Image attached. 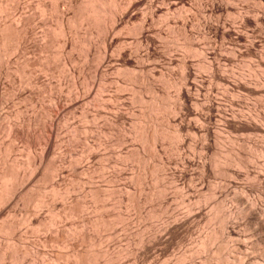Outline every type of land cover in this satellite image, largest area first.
Masks as SVG:
<instances>
[{
    "label": "rangeland",
    "instance_id": "374dc122",
    "mask_svg": "<svg viewBox=\"0 0 264 264\" xmlns=\"http://www.w3.org/2000/svg\"><path fill=\"white\" fill-rule=\"evenodd\" d=\"M23 1V2H22ZM40 1V2H39ZM52 1V2H51ZM70 2V0H0V35H1V37L3 38L4 36L2 35L3 33H5L6 31L8 32V36L9 35H11V36H9V38H3V39H1L0 38V44L2 45H0V169H1V166H2V164L4 163V162H6V161H8V164L10 163L11 165H14V167H16V170H17V172L19 171V172H23V173H25V171L26 172H29L30 171V167H29V165L31 164V162H32V160H34V159H38L39 158V156H40V153L42 152V149L45 147V141L46 140H43V139H46V132L44 131V126H45V124H47V123H49V121H50V119L52 120H55V121H53L54 122V134H52V136H51V138H50V142H49V152H48V157H50V158H46V159H48L46 162L48 163L49 161H51V162H49L48 164L46 163V165L48 166V167H50V172L53 170L52 168H56V167H58V168H62V170H64V175L62 174V177H61V179L63 180V183L65 184V185H71V188H72V185H74L73 186V188L75 189V191L74 192H71L70 191V194L68 193V195L71 197V195H73L72 196V200H74V201H78V203H77V205H82L81 203H83L84 205H83V207L84 206H86V207H84V209L81 207H79L78 206V208H80V209H82L83 211H81V213L79 212V215L78 214H76V216L78 217H76L75 215H73V216H71V215H68L67 217H66V215H65V217L66 218H68V219H66L65 217H64V215L62 214V212H63V210L65 209V207L67 206V204H69L71 201L69 200V198H68V196L66 195H64V196H62V198L60 199V197L59 198H57L56 199V211H58L57 213H60V216H61V214L63 215V216H55L54 218H55V221L53 222V220H54V218L52 217V215L53 214H51V213H49V211H50V207L49 206H47L48 204H44V205H39V209H37V207H33L34 209H36V211L34 210V211H32V212H26V210H25V207L23 208V206H25V202H23V201H17V203L15 202H12L11 204H10V206L9 207H12L11 205L12 204H16L15 205V207H13V208H9V210L10 209H12V211H13V209H14V211L12 212L11 211V213H9V214H7V216L5 217V216H3L4 218H2V217H0V221L2 222H0L1 224H3L4 222H8V221H13V222H15V220H16V222H18V221H21V222H19L18 223V225L16 226V228H15V230H16V235L15 234H13V235H5V233L3 234V233H1L2 231L0 230V246L2 247L3 245H4V248L7 250L8 248H9V246H10V248H9V251L7 250V256H6V258H4L5 260H1V258H0V264H31V262H33L34 264L35 263H37V264H48V263H45V262H48V261H46V260H50L51 259V262H53V258H51V257H53L52 255H53V253H54V255L56 254L57 255V253H58V255L59 256H65L64 257V259H66L68 256V258H71V252L73 251V249H74V247H73V245L72 244H74V246L76 247L77 246V249H84V248H86L85 247V245L88 243H84V241H82L81 240V235L82 234H84L85 232H87L88 230H89V233L90 234H92L93 236L92 237H94V239L93 240H95L96 242H97V244L95 243L92 247L93 248H91L93 251H95V253L97 254L99 251L98 250H103V251H105L107 248L111 251L112 249H113V251L112 252H118V251H120L119 253L121 254V253H123V254H121L122 256H123V260H125V255L127 254V252H126V250L128 251V249L127 248H129V250L132 248L133 249V247L134 248H137L139 245L137 244V242H136V239L139 237L138 236V234L139 235H141V234H146L145 232H147V229H146V227L148 228V230H149V228L150 227H152V224H153V226L155 227L156 226V228L157 229H159V227L161 228L162 227V225H164V222L165 221H168V218H166V216L164 217V216H159V218H158V216H156L158 219L156 220V218L154 219V217H155V215H154V217H150V216H153V214L151 213V212H149V211H151L150 209H149V207H148V205L150 206V203L148 204V202H145V207H148V208H146V209H144L145 207L143 206L144 205V202L143 203H141V204H139V205H137V206H140V207H142V208H140L139 209V207H137V208H135V206H132V207H130L131 206V204L129 205V202H126V201H123V203L121 204V202L118 200V199H116V198H113V197H109V198H113V199H109V198H107L106 196H105V200H103V202H102V199L100 200L102 203L101 204H103V207L102 208H104V209H102V208H96L95 209V207L94 206H96L97 205V203H96V201H92L91 202V199L90 198H88L87 196H86V190H84L85 188V183H83V182H85V179L87 178V170H89L91 173V175L93 176L92 177V182L93 183H96V184H94V185H100V186H98L99 187V189H100V187H101V191L102 190H105L104 192H106L107 193V191H109V190H111L112 189V187H110V186H113V185H115V186H117V187H115V189L117 188V189H120V190H115V189H113L114 190V192L115 191H117V192H119L121 195H123V196H126V197H129V194H130V196H134V195H136L137 193H138V190L140 191V189L139 188H141V187H143L142 188V190L140 191V193L142 194H140V193H138V196H140L139 198H141V197H143V194L145 195L146 194V192H148L147 191V188L146 187H144V186H141V185H139L138 184V190L137 189H129L128 187H126L128 184L127 183H130V184H132L133 185V187L135 188V187H137V183H136V185L134 186V184H135V181H133L132 182V180H133V177L135 176H137V174H135V173H137L138 172V175H139V172L141 171V173H140V175H142V174H144V175H146V174H149L148 173V171H147V169L145 170L144 169V167L145 166H148V164H147V162L149 163V162H151V163H149V164H151V165H153V163L156 161V163H154V164H157L158 162V159L159 158H157V157H155L157 160H155L154 159V157L151 155L152 153H149L148 152V149L147 148H145L144 146L142 147V148H144V149H139L140 147H138L140 144H141V142H140V140L138 139V138H135L137 135H134V133H135V127H134V125L137 123V121H139V122H141L140 121V119L142 118L143 119V112H145V108L147 107V102H141L140 100H138L137 98H138V96L139 97H142L143 98V100H145V101H147V98L150 96L149 94V92H148V90H147V83H149V82H147V78H148V75H149V80L148 81H150L151 79H150V73L149 72H147L145 69H141V67H137L136 66V64L137 65H140V64H138V63H147V64H149V63H151V60H146L145 58H143V59H141V60H138V61H141V62H138L136 59V61H137V63H135L136 61L134 60V58H132L134 61L131 63V64H129L128 66H129V68H128V66L127 67H125V68H120L119 70L118 69H116V67H118L119 68V66L117 65H115L113 62L115 61V63H117V54H115L114 55V53H116L115 51H117V53L118 52H121V51H123V50H121V49H124L123 47H128V46H130V49H131V47L133 46V45H135V46H133V47H138V45L137 44H135V41H136V43H137V38H136V36L137 35H135V33L132 35V33H133V31H132V29H133V27L135 26H138L140 23H141V20L140 19H142L141 17H143V16H147L148 15V13H149V15L147 16L148 17V22H147V24H146V28L147 29H149V30H151V31H149L148 32V35H149V33H155L156 31H157V28H158V31L155 33L156 34V36H157V39H156V36L154 37V35H150L152 38H154V40H155V46L154 47H156L157 49H159V46H161L160 48L162 49L164 46H172V43L175 45V42L178 40H180V38L182 37V33H181V21L182 20H187V19H189V21L187 20V22H186V25H187V27H185L186 28V30L187 31H185L186 33L188 32L189 34H193L192 35V37L194 38L193 39V41L195 40H197L199 43H197L198 45L200 44L201 45V47H206V48H208V46H210V45H208L207 46V41H210V34H211V36H212V32L211 31H209V28H208V23L210 22L209 20H211L210 19V17L208 16V10H205V9H203L204 8V6H205V8H207L208 9V7L206 6V4H204L205 2L204 1H201V3H202V5H201V3L199 2V1H197V0H186V4H185V7H188V8H186V10H185V7H184V10H183V12L185 13H182V9H183V7H182V9L181 8H178V9H180L179 11H180V13H179V11H178V9H177V11H178V15L176 14V8L174 9V8H172V10L170 9V10H166L167 8H166V6H165V8H164V3H161V0H158V1H160L159 3H158V1L157 0H149V2H148V0L146 1V0H143V2L141 3V4H139L140 5V7H138L139 5H137V6H135V7H132L131 5H130V7L126 4V3H128L129 4V2L130 1H132V0H117V2L115 3V5L116 4H119L116 8H114V9H117V11L115 10V12L118 14L119 12H121L123 9V11H125V5L126 6H128V8H130V12H133L134 14H136V16H138L139 18L136 20V19H133V18H130L129 20H131V21H129L128 20V18L129 17H126V18H124V21H123V23L120 25V26H116V28H114V29H112V31L114 32V34L112 33V31H109V32H107L106 31V29L108 30V28L107 27H110V23L111 22H109L110 20L109 19H107V17H109L108 16V14H104L105 16H106V19H104L103 17H101V19L103 18L104 19V21H106V25H107V27L105 28V30L103 29V27H105V22H103V19L101 20L100 19V17H98L97 19H95L96 18V16L94 17L93 15L92 16H89V14L91 15V10L89 9V8H92V4H91V7H90V2H89V0H72L73 1V3H72V5H70V6H72V7H69V2ZM80 1H81V3H80ZM97 1L99 2V3H97ZM101 1V2H100ZM111 3H110V2ZM134 1V0H133ZM132 1V2H133ZM187 1H188V3H187ZM196 1V2H195ZM229 1V3H230V5H232V6H234L235 5V7H233L234 9H236V11L238 12V13H241L240 11H242L243 12V14H246V16H247V14L248 15H250L251 14V16H249V17H252L253 16V14H260V16H262L263 15V11H264V4L262 5L260 2H259V0H235V1H237V2H235L234 0V2H231L232 0H228ZM244 1V2H243ZM21 4H20V3ZM67 2V3H66ZM88 2V3H87ZM113 2L114 1H112V0H96L95 1V6L96 5H98V6H96V7H99V8H101V7H103V8H107V10L108 9H110V8H113V6H115L114 4H113ZM121 2V3H120ZM132 2H130V3H132ZM146 2V3H145ZM238 2H239V4H238ZM256 2V3H255ZM64 3V4H63ZM76 3V4H75ZM144 3V4H143ZM152 4V5H150V6H153L154 7V9H156L155 7L156 6H158L159 5V7H157L158 9V11L154 14V17H153V15L151 14V12H149L148 10H153L152 8L153 7H151L150 9H147L146 10V7H147V5L148 4ZM200 3V4H199ZM246 3V4H245ZM19 4H20V6H19ZM83 4V5H82ZM101 4V5H100ZM103 4V5H102ZM112 4V5H111ZM162 4H164L163 6H161ZM190 4V5H189ZM255 4V5H254ZM57 5V6H56ZM79 5V6H78ZM82 5V6H81ZM122 5H124V6H122ZM146 7H145V6ZM201 7H200V6ZM48 6V7H47ZM67 6V7H66ZM74 6H75V8H74ZM77 6V7H76ZM86 6H88V12H89V10H90V13L89 14H87V16H86V14H85V12L87 11V8H86ZM112 6V7H111ZM122 6V7H121ZM149 6V5H148ZM149 6V7H150ZM191 6V7H190ZM197 6V7H196ZM46 7V8H45ZM56 9H55V8ZM69 7V8H68ZM79 7H82V8H79ZM123 7H125V8H123ZM148 7V8H149ZM239 7H241V9L239 8ZM247 7H249V8H247ZM68 8V9H67ZM103 8H101V9H103ZM127 8V9H128ZM137 8H139L138 10H137ZM196 8V9H195ZM200 8V9H199ZM259 9L258 11L259 12H257V9ZM46 9V10H45ZM62 9V10H61ZM66 9V10H65ZM76 9V10H75ZM82 9H84V10H86L85 12H84V10H82ZM173 9H174V11H176L175 12V15L173 14ZM198 9V10H197ZM204 11H203V10ZM244 9L246 10V11H244ZM248 9V10H247ZM253 10V11H249V10ZM41 10V11H40ZM105 10V9H104ZM111 10V9H110ZM240 10V11H239ZM255 10V11H254ZM263 10V11H262ZM63 11V12H62ZM73 11V12H72ZM136 11H138V12H136ZM145 11H147V12H145ZM163 11H167V12H164V14L166 15H164L163 14ZM171 11H172V14H170L171 13ZM66 12V13H65ZM68 12V13H67ZM84 12V13H83ZM108 12H109V10H108ZM115 12H114V14H115ZM136 12V13H135ZM143 12V13H142ZM207 12V13H206ZM236 12V13H237ZM247 12V13H246ZM251 12H253V14L251 13ZM255 12V13H254ZM64 13V14H63ZM75 15H74V14ZM80 13V14H79ZM83 13V14H82ZM145 13V15H141V14H144ZM160 13H161V15L163 16V18H162V16L161 17H159V16H157V15H160ZM168 15H167V14ZM236 13H234V15L232 16L231 15V17L234 19L235 18V20H234V23L233 22H231L230 20H232V18H230V16L228 17V15H226L225 16V14L226 13H223V14H219V15H221V16H223L224 17V19H223V17L221 18L220 16H218V17H220V21H226L225 23L228 25V27L230 26V28H231V31L233 32H236L237 30L240 32V33H243V34H248V33H251L250 32V30L252 29L250 26H245V25H242L240 22V18H239V16L236 14ZM20 14H22V15H25V19H26V27H28L27 28V30H29L28 32H26V34H28V36L26 37V40H27V44L25 43V60L27 61V62H25V61H23L24 60V58L22 59V57H19L20 55H19V53H18V51L16 50V45H15V43L17 44V39L15 40V36H16V31H14V30H16V21L15 20H17L18 19V17L20 16ZM59 14L61 15L62 14V16H59ZM79 14V15H78ZM179 14L181 15V16H179ZM185 16L184 18H186V19H183V15ZM85 15V16H84ZM150 15H152L151 17L153 18V20L151 21V17H149ZM203 15V16H202ZM236 15V16H235ZM180 18H179V17ZM235 16V17H234ZM237 16H238V18H237ZM58 17V18H57ZM69 19H68V18ZM74 17V18H73ZM80 17V18H79ZM83 17L85 18V17H87V19H86V21H84L85 19H83ZM89 17H94V19L95 20H93L92 18H90V20H89ZM159 17V18H158ZM178 17V18H177ZM194 17H196V18H194ZM209 17V20L207 19ZM227 17H228V19H230V20H228L227 19ZM30 18V19H29ZM154 18H155V20H154ZM193 18V19H192ZM226 18V19H225ZM28 19V20H27ZM72 19V20H71ZM92 19V20H91ZM156 19H158V21L156 20ZM160 19V20H159ZM222 19V20H221ZM237 19H239V20H237ZM62 20V21H61ZM82 20L84 21V22H82ZM97 20H101V22L104 24V26H103V24L99 21V23H97L98 21ZM107 20H109L108 22H107ZM181 20V21H180ZM32 21V22H31ZM70 21V22H69ZM87 21H93V22H88L87 23ZM96 22V24H95V22ZM129 21V22H128ZM155 21V22H154ZM180 21V22H179ZM205 21H206V24H205ZM208 21V22H207ZM233 21V20H232ZM59 22V23H58ZM140 22V23H139ZM153 22H154V24H153ZM228 22V23H227ZM233 23L234 25H238L237 26V28H236V26H234V25H232L231 26V23ZM238 23V24H235V23ZM28 23H29V25H28ZM70 23V24H69ZM85 23H87V24H85ZM125 23V24H124ZM127 23V24H126ZM149 23V24H148ZM230 23V24H229ZM241 24V26H240V24ZM12 24V25H11ZM67 24V25H66ZM78 24V25H77ZM93 24V25H92ZM111 24H113V23H111ZM132 24V25H131ZM152 24L154 25V27L152 26ZM157 24V27L155 26ZM15 25V26H14ZM64 25V26H63ZM75 25V26H74ZM87 25H90V26H87ZM92 25V26H91ZM100 25V26H99ZM126 25H128V26H126ZM150 25V26H149ZM206 25V26H205ZM3 28H2V27ZM30 26V27H29ZM62 26V27H61ZM83 26V27H82ZM94 26V27H93ZM153 28H152V27ZM166 26V27H165ZM15 27V28H14ZM112 27V26H111ZM119 27H120V30H117V29H119ZM151 29H150V28ZM177 27V28H176ZM234 27L237 29H235V30H233L234 29ZM3 30H5V31H3ZM11 28V29H10ZM62 28H63V30H62ZM71 28H73V29H71ZM85 28H87V29H85ZM94 28V29H93ZM98 28V29H97ZM122 28V29H121ZM155 28V29H154ZM208 28V29H207ZM229 28V29H230ZM103 29V30H102ZM154 29V30H153ZM68 30V31H67ZM71 30V31H70ZM73 30V31H72ZM85 30H86V32H85ZM96 30H98V31H96ZM116 30V31H115ZM129 30V31H128ZM241 30V31H240ZM243 30V31H242ZM1 31H3V32H1ZM62 31V32H61ZM102 31H104V33L102 32ZM123 31V32H122ZM155 31V32H154ZM159 31H161L162 33H160ZM197 33H196V32ZM200 31V32H199ZM237 31V32H238ZM6 32V33H7ZM12 33V34H9V33ZM14 32V33H13ZM85 32V33H84ZM102 32V33H101ZM107 32V33H106ZM122 32V33H121ZM131 34H130V33ZM248 32V33H247ZM63 33V34H62ZM110 33V34H109ZM120 33V34H119ZM157 33H159V35L161 34V35H163L161 38H159V41L160 40H162V41H160L161 43L162 42H164V40H165V42L164 43H158L159 41H157L158 40V35H157ZM181 33V34H180ZM187 33V34H188ZM61 34V35H60ZM64 34H66V35H64ZM98 34V35H97ZM104 34V35H103ZM106 34H107V36H106ZM116 34V35H115ZM125 34V35H124ZM200 34V35H199ZM7 35V34H6ZM109 35V36H108ZM115 35V37H114V39H116V42H114L113 43V45H112V47H111V49L114 51V53L112 52V50L110 49L109 51H108V56H110V54L109 53H111L112 55L108 58V59H110L109 60V62H108V59L107 60H105V61H100L105 67H107L108 69H106L105 67H104V69H106V78L108 79L106 82H104V80H103V82H102V80H100L101 78H100V76L98 77L97 75H95V66L97 65V56H99V52L102 50V39L101 38H106V37H110V36H114ZM121 35V36H120ZM204 35V36H209L208 38H209V40H206L205 41V38H204V36L202 37V36ZM251 35L253 36H250L249 34H248V36L249 37H247L248 39L249 38H251L252 37V39H253V41L255 42V46H256V49H254V55L253 56H246L245 54H242L241 56L240 55H238V57H237V55L236 56H232V55H228V53H227V51H223L222 53H225V55L227 54L228 56H232V57H235L236 59H233L230 63H227V65H225V69H227L228 68V71L226 70V73L231 77L232 76V78L231 79H234V78H236V80H237V78H238V80H239V78H241L240 79V81H243V83H247V85H253V84H255V85H257V88H259V89H261L260 87H264V62H262V61H264V41H263V39H264V35L263 34H261V33H259V32H254V33H251ZM103 36V37H102ZM106 36V37H105ZM128 36V37H127ZM179 36H180V38H179ZM199 36H201V38H202V41L203 42H205V43H202L201 42V40H199V39H201ZM45 37H46V39H45ZM63 37H65L66 39H65V41H64V38ZM86 37V38H85ZM138 37V36H137ZM206 37V39H208ZM12 38V39H11ZM91 38H93V39H91ZM165 38V39H164ZM167 38V39H166ZM199 38V39H198ZM212 38H213V36H212ZM211 38V39H212ZM5 39V40H4ZM14 39V40H13ZM30 39V40H29ZM43 39V40H42ZM134 39H136L134 42H133V40ZM204 39V40H203ZM219 39H221V38H218L217 40H218V42L216 41V47L219 49V44H220V49H221V47H222V45H224L223 47L224 48H226V47H228L229 45H227L226 43L227 42H224L226 39H221V40H219ZM247 39V40H248ZM251 39V40H252ZM8 40V41H7ZM13 40V41H12ZM250 40V39H249ZM4 43H3V42ZM6 41V42H5ZM31 41V42H30ZM47 41H48V43H47ZM66 42V41H68V42H66L67 43V45L64 43V42ZM120 41V42H119ZM122 41H123V43H122ZM194 41V42H195ZM196 41V42H197ZM219 41H221L220 43H219ZM223 41V42H222ZM226 41H228L229 42V39H227ZM8 42V43H7ZM61 42V43H60ZM88 42V43H87ZM121 44H119V43ZM172 42V43H171ZM40 43V44H39ZM63 43H64V45H63ZM74 43V44H73ZM116 43L119 45V46H122V47H116L117 45H116ZM170 43H171V45H170ZM221 43H223V44H221ZM240 43H242L241 45H240ZM243 43H247L245 40L244 41H241V42H239V45L240 46H242L243 45ZM3 44H4V47H3ZM101 44V45H100ZM123 44V45H122ZM128 44V45H127ZM158 44H160L159 46H157ZM163 44H164V46H163ZM204 44H206V46L204 45ZM217 44H218V46H217ZM7 45H9V46H7ZM28 45V46H27ZM66 45V46H65ZM90 45V46H89ZM116 45V46H115ZM204 45V46H203ZM85 46V47H84ZM93 46V47H92ZM140 46V45H139ZM62 47V48H61ZM90 47V48H89ZM132 47V49L131 50H133L134 48ZM222 47V48H223ZM83 48V49H82ZM85 48V49H84ZM118 50H117V49ZM155 48V49H156ZM165 48V47H164ZM5 49V50H4ZM90 49V50H89ZM98 49H100L99 51H98ZM128 49H129V47H128ZM127 49V50H128ZM174 49V50H173ZM176 49V50H175ZM242 49H244V47H241V50ZM3 50V51H2ZM15 50V51H14ZM86 50V51H85ZM121 50V51H120ZM124 50H126V49H124ZM135 50V49H134ZM138 50V51H137ZM172 55H174L175 54V52H176V54L173 56V58H180L181 57V55H184V53L182 52L183 50L180 48V47H178V46H172ZM223 50V49H222ZM16 51H17V53L18 54H16ZM136 51L137 52H141L140 53V56L143 54V56L142 57H145V54L144 53H146L145 52V47H144V45H142V47L140 46L138 49H136ZM157 52H160V51H158V50H156ZM175 51V52H174ZM257 53H256V52ZM2 52V53H1ZM8 52V53H7ZM14 52V53H13ZM85 52L86 53H88V54H85ZM96 52V53H95ZM82 53V54H81ZM183 53V54H182ZM255 53H256V55H255ZM88 57H87V56ZM115 56L114 57V59H113V57L112 56ZM176 55H179V56H176ZM193 54H191V55H189L188 56V61H189V63H193L194 65L191 67L192 68V70L193 71H195V73L196 72H198V73H196L197 75H198V79H199V81L197 82L198 83V85H199V83L202 81V83H200V85H201V88H202V90L199 92V94H200V96H199V98H204V95L206 94V93H204L205 91H207L208 89L206 88V86H208V88H211L212 86H215V87H217L218 85V87H220V88H216V89H218L217 90V92L218 91H220V92H218V95L217 96H221L222 97V94L223 93H226V91H225V87H223V89H222V86L223 85H221V84H218L217 85V83H214V82H208V80H209V73L208 72H206L207 70L205 69V68H203V67H201V64H202V60H201V62H200V59H202V57L200 58L199 56H195V55H193ZM258 55V56H257ZM2 56V57H1ZM68 56V57H67ZM176 56V57H175ZM260 56V57H259ZM82 57V58H81ZM240 57V58H239ZM20 58V59H19ZM176 58V59H177ZM238 58V59H237ZM16 59V60H15ZM76 59V60H75ZM41 60V61H40ZM69 60V61H68ZM143 60V61H142ZM146 60V61H145ZM235 60H237V61H235ZM21 61H23L24 63H25V65H24V63L22 62L21 63ZM113 61V62H112ZM233 61H235V63L233 62ZM43 62V63H42ZM67 62V63H66ZM105 62V63H104ZM161 61H159V62H157V63H160ZM3 63V64H2ZM101 63H99V65L102 67L103 65H101ZM110 63V64H109ZM119 63V62H118ZM198 63H200V65L198 64ZM232 63V64H231ZM234 63V64H233ZM262 63H263V65H262ZM110 65V66H108V65ZM111 64H113V65H111ZM174 64V65H173ZM80 65V66H79ZM107 65V66H106ZM160 65H161V63H160ZM162 65H164V64H162ZM171 65V67L170 68H168V70L169 69H171L170 71H171V76L173 75L172 73H174V76H172L173 78H172V80L174 81V83L175 82H177L178 83V77H179V79H180V75L178 74L179 73V71H180V69H179V67H178V65L176 64V63H172V64H170ZM169 65V66H170ZM228 65H229V67H228ZM231 65V66H230ZM19 66V67H18ZM73 66V67H72ZM112 66H113V68H112ZM116 66V67H115ZM165 66V65H164ZM190 66H191V64H190ZM200 66V67H199ZM227 66V67H226ZM236 67V68H235ZM256 67V68H255ZM3 68V69H2ZM131 68V69H130ZM157 68H159V67H157ZM156 68V69H157ZM178 68V69H177ZM234 68V69H233ZM38 69V70H37ZM90 69V70H89ZM103 69V68H102ZM113 69V70H112ZM195 69V70H194ZM199 70V71H197V70ZM238 69V70H237ZM22 70V71H21ZM123 70V71H122ZM145 70V71H144ZM148 70V69H147ZM158 70V69H157ZM177 70V71H176ZM203 70V71H202ZM234 72H233V71ZM14 71V72H13ZM129 71V72H128ZM143 71V72H142ZM170 71H168V72H170ZM221 72H222V70H220ZM230 71H231V74H230ZM52 72V73H51ZM133 72V73H132ZM200 72H201V74H200ZM263 72V73H262ZM17 73V74H16ZM131 73V74H130ZM248 73V74H247ZM13 74V75H12ZM32 74V75H31ZM146 74H148V75H146ZM259 74V75H258ZM23 75V76H22ZM134 75V76H133ZM146 75V76H145ZM208 75V76H207ZM234 75V76H233ZM110 76V77H109ZM118 76V77H117ZM178 76V77H177ZM201 76V77H200ZM240 76V77H239ZM113 77V78H112ZM147 77V78H146ZM202 77H206L205 79H206V81L204 80V78H202ZM209 77V78H208ZM253 77V78H252ZM38 78V79H37ZM130 78V79H129ZM36 79V80H35ZM94 79H95V82H94ZM157 79H158V75H156L155 76V80H156V82L157 83H159V81H157ZM254 79V80H253ZM261 79V80H260ZM30 80H32V81H30ZM133 80V81H132ZM201 80V81H200ZM248 80V81H247ZM119 81V82H118ZM135 81V82H134ZM204 81V82H203ZM244 81H246V82H244ZM23 82V83H22ZM34 82V83H33ZM37 82V83H36ZM50 82V83H49ZM76 82V83H75ZM84 82V83H83ZM208 82V83H207ZM249 82H253L252 84L251 83H249ZM28 83H29V85H28ZM88 83V84H87ZM154 83H155V81H154ZM162 82H160V84H161ZM177 83H176V85H177ZM210 83H213V84H211L210 86H209V84ZM20 84V85H19ZM47 84V85H46ZM147 84V85H146ZM81 85V86H80ZM93 85V86H92ZM119 85V86H118ZM123 85V86H122ZM155 85H156V83H155ZM180 84L178 83V85L177 86H179ZM203 85H206V86H203ZM217 85V86H216ZM255 85H253V86H255ZM261 85V86H260ZM4 86V87H3ZM84 86V87H83ZM130 86V87H129ZM177 86H173V85H171V86H169V88L168 87H164V89H168L167 91H166V93H168V98H169V100H171L170 101V105H171V102H173L172 103V105L173 104H177V102H178V97H177V92H178V87ZM260 86V87H259ZM55 87V88H54ZM157 87H159V88H162L163 89V84H162V87H161V85L159 86V84L157 85ZM175 87V88H174ZM10 88V89H9ZM85 88H86V90H85ZM102 88V89H101ZM144 88V89H143ZM54 89V90H53ZM57 89V90H56ZM60 89V90H59ZM122 89V90H121ZM264 89V88H263ZM263 89H261L260 91H261V93H264V90ZM25 90V91H24ZM30 90V91H29ZM85 91L86 92H88V94L87 93H85ZM55 92V93H54ZM132 92V93H131ZM223 92V93H222ZM83 93V94H82ZM84 93L86 94V95H84ZM137 93V94H136ZM141 93V94H140ZM204 93V94H203ZM219 93H221V94H219ZM242 94H240V98H239V94H236L235 96L234 95H231V94H228V93H226V94H224L225 96L227 95V96H229L228 98H232V99H234L235 100V98H236V102H235V107H236V109H235V107L234 106H232L233 107V109H226V110H229V111H226V110H224V112H225V115L227 116V117H230L231 115L230 114H233L234 112H232L233 110H235V113H237V111L238 112H241V113H238V114H240L242 117L241 118H245V119H247V120H250L251 119V116H252V119L250 120V121H253V119H254V121H256V123L258 122L259 123V125H261V123L258 121V120H260V119H262L263 117H264V96H262V94H260V96H259V94H256V95H251V94H249V95H251V96H249L248 94H243V92H241ZM111 94L112 95H115V94H119V98H121L120 100H116V104L115 105H119V104H117V101H119L120 103H123V105H119V108H118V111L121 109L120 108V106H122L123 108L121 109V110H123L122 112H124V111H128V116H131V117H129L130 118V121L129 120H126V123L124 124V127L123 126H120V125H118V126H120V127H117L116 126V128L115 127H113L112 125L113 124H108L107 123V125H106V123H105V120H104V116H106V115H101V116H103L102 118H101V116L98 114V111L99 110H101L102 109V103H103V101L104 102H106V103H113V105H114V103H115V101H113V98L111 99L110 98V96H111ZM80 95V96H79ZM245 95H248V96H245ZM79 96V97H78ZM231 96V97H230ZM234 96V97H233ZM253 96V97H252ZM256 96V97H255ZM259 96V97H258ZM247 97V98H246ZM51 98V99H50ZM99 99V100H98ZM100 99H103V100H100ZM108 99V100H107ZM132 99V100H131ZM91 100V101H90ZM111 100V101H110ZM125 100V101H124ZM130 100V101H129ZM238 100H240V103H237V101ZM58 101V102H57ZM242 101V102H241ZM247 101V102H246ZM87 102V103H86ZM95 102V103H94ZM118 102V103H119ZM94 103V104H93ZM55 104H57V105H55ZM125 104H127V105H125ZM136 104V105H135ZM145 104V105H144ZM88 105V106H87ZM171 105V106H172ZM240 105H242L241 107H240ZM55 106V107H54ZM101 106V107H100ZM128 106V107H127ZM52 107V108H51ZM58 108V110H57V108ZM88 107H90V108H88ZM126 109H125V108ZM226 107V106H225ZM225 107H223V108H225ZM230 108L231 106H227L226 108ZM231 107V108H232ZM240 108V109H239ZM54 109V110H53ZM241 109H243L244 111H243V113H242V110ZM52 110V111H51ZM109 110V109H108ZM107 110V111H108ZM121 110H120V112H121ZM58 111H59V113H58ZM110 111H112V110H110ZM110 111H108V112H110ZM130 111V112H129ZM45 112V113H44ZM51 112V113H50ZM88 112V113H87ZM121 112V113H122ZM124 113L125 115L127 114V113ZM227 112H232V113H227ZM246 112V113H245ZM97 113V114H96ZM112 113V112H111ZM255 113V114H254ZM51 114H53L52 115V117H54V118H52L51 117ZM59 114V115H58ZM243 114V115H242ZM245 114V115H244ZM246 114H248L247 115V117H246ZM18 115V116H17ZM21 115V116H20ZM58 115V116H57ZM63 115V116H62ZM85 115V116H84ZM96 115H99V116H96ZM108 115H110V113H108ZM140 115H142V116H140ZM170 115H172V114H170ZM249 115H250V117H249ZM258 115V116H257ZM15 116V117H14ZM45 116V117H44ZM111 116V115H110ZM109 116V117H110ZM127 116V115H126ZM257 116V117H256ZM37 117V118H36ZM108 116H106V121L107 120H109L108 118H109ZM137 119H136V118ZM139 117V118H138ZM259 117H261V118H259ZM131 118H132V120H131ZM190 118H192V117H190ZM9 119V120H8ZM16 119V120H15ZM87 119V120H86ZM100 119V120H99ZM134 119V120H133ZM139 119V120H138ZM141 119V120H142ZM264 119V118H263ZM261 120L262 121V127H263V123H264V120ZM83 120V121H82ZM135 120H137V121H135ZM190 119L188 118L187 119V121L188 122H190V123H192L193 125H195L196 123H194V119L192 118L190 121H189ZM15 121V122H14ZM20 121V122H19ZM47 123H46V122ZM56 121H57V123H56ZM85 121V122H84ZM135 121V122H134ZM253 121V122H254ZM108 122V121H107ZM144 121L142 120V123H143ZM196 122V121H195ZM13 123V124H12ZM109 123H111L110 121H109ZM145 123V122H144ZM143 123V124H144ZM15 124V125H14ZM57 124V125H56ZM84 124H85V126H84ZM122 124V125H123ZM34 125V126H33ZM44 125V126H43ZM109 125H111V126H109ZM144 125H146V124H144ZM173 125V124H172ZM71 128H70V127ZM147 126V125H146ZM15 127H17V128H15L17 131H19V136H18V134L16 135V133H15V130H14V128ZM106 127V128H105ZM121 127H123V128H121ZM172 127H174V125L172 126ZM5 128V129H4ZM95 128H96V130H95ZM117 128L119 129H122V130H120V132H122L121 134H122V136L124 135V132H125V135H127V136H125V137H128V140H127V143L125 142V141H121V142H125L124 144L123 143H119L118 141H119V138L121 137V135L120 134H118V133H120V132H117L116 130H117ZM264 128V127H263ZM13 129V130H12ZM41 129V130H40ZM59 129H61V130H59ZM76 129V130H75ZM112 129V130H111ZM174 129V128H173ZM9 130V131H8ZM24 130V131H23ZM84 130H85V132H84ZM128 130H130V131H128ZM11 131H13V132H11ZM70 131V132H69ZM100 131V132H99ZM119 131V130H118ZM124 131V132H123ZM41 132H42V134H41ZM14 133V134H13ZM56 133V134H55ZM69 133V134H68ZM130 133V134H129ZM192 133V132H191ZM190 133V134H191ZM39 134V135H38ZM118 134V135H117ZM136 134V133H135ZM187 135H185V138L187 139V138H189V139H187V141L189 140V143H187V141H186V143H185V148H184V150L186 149V148H188V146H190L191 144V147H189V153H187L188 151H187V149L185 150L186 151V153L187 154H189V155H191L192 156V158L196 161H199L200 160V162L201 161H203V160H209V157H210V154L208 155V153H206V157L207 158H203V155L205 156V151L204 150H200L199 149V146H200V148H201V145H202V143L203 142H201L200 140L202 139V138H200V135L198 134H196V133H194L193 132V134H191V135H189V132L188 133H186ZM196 134V135H195ZM224 134V133H223ZM30 135V136H29ZM116 135H117V137H116ZM120 135V137H118ZM225 136L227 135V134H224ZM230 134H228L226 137H228L226 140H227V142L230 140L229 138L231 137H233L234 138V140H233V138L231 139V141L233 140V141H236L237 142V140L240 142H242L241 143V150L243 151L244 149V151L246 152L247 151V155H248V157H249V154L248 153H250V154H254V156L253 157H255V155L258 153H260L261 154V157L260 156H258V154H257V156L259 157H257V158H251V156L249 157L250 159H248L249 161V171L250 172H257V173H261V174H263L264 175V152L262 153V152H259L258 150H260V149H264V138H263V134L261 135V134H255V135H257L256 137L258 138H256V137H254L255 135H250V134H244V133H242V134H240V133H232V135H230ZM238 135V136H237ZM261 137V138H259V136ZM15 136V137H14ZM18 136V137H17ZM130 136V137H129ZM134 136V137H133ZM23 137V138H22ZM39 137V138H38ZM237 137V138H236ZM239 137V138H238ZM28 138V139H27ZM132 138V139H131ZM133 138H135V139H133ZM198 138V139H197ZM27 139V140H26ZM33 139V140H32ZM40 139V140H39ZM116 139V140H115ZM138 139V140H137ZM240 139V140H239ZM14 140V141H13ZM30 140V141H29ZM64 140V141H63ZM118 140V141H117ZM137 140V141H136ZM226 140H224L223 142L225 143H223L225 146H227V142H226ZM130 141V142H129ZM162 141H164L163 139H162ZM191 141V142H190ZM202 141H203V139H202ZM228 142V143H230V145H232V143H236V142ZM27 142H29V143H27ZM72 142V143H71ZM116 142V143H115ZM201 142V143H200ZM253 142H255V145H254V143ZM258 142H260V145H259V143ZM98 143V144H97ZM131 143H133V145L131 144ZM164 143V142H163ZM166 144L163 146V147H161L162 149H163V151H165V153H167L168 155H167V157H169L170 159H173V157L175 158V157H177V152H176V150H175V143H176V141H175V143L173 142L172 143V141H169V143H168V141L167 142H165ZM172 145H171V144ZM191 143V144H190ZM199 143V145H197ZM258 143V144H257ZM25 144V145H24ZM33 144V145H32ZM66 144V145H65ZM168 144V145H167ZM190 144V145H189ZM237 144V143H236ZM235 144V146H238V145H236ZM252 144V145H251ZM11 145H12V147L13 148H11ZM70 145V146H69ZM79 145V146H78ZM87 145V146H86ZM120 145V146H119ZM142 145V144H141ZM187 145V146H186ZM195 145H197L196 147H195ZM223 145V146H224ZM229 145V144H228ZM260 146V149H257V147L255 148V147H253V146ZM7 146V147H6ZM24 146V147H23ZM26 146V147H25ZM44 146V147H43ZM51 146V147H50ZM86 146V147H85ZM168 147L167 149H165L166 147ZM174 146V147H173ZM221 146V145H220ZM223 146H221V147H223ZM225 146H224V148H225ZM244 146V147H243ZM259 146H258V148H259ZM134 147H137L139 150H141V151H143L144 150V153L147 155V153H148V155L147 156H149L148 158L149 159H152V161H150L147 157L145 158V162L143 163V162H141L140 161V164H144L145 166L143 167V165H141V168H142V170H141V168H140V164H138L139 163V160L138 159H136V161H138V163L136 162V161H134V159H133V157H132V159H130L131 157V153H133L134 152V150L133 149H135ZM172 147V149L173 150H171L170 148ZM253 147V148H252ZM5 148H6V150H5ZM11 148V150H9ZM42 148V149H41ZM83 148V149H82ZM128 148V149H127ZM244 148V149H243ZM78 149V150H77ZM147 149V150H146ZM168 149H170L171 150V152H170V150H169V152L167 151ZM190 149H191V151L193 152V151H195V154H194V152L193 153H191V151H190ZM194 149V150H193ZM254 149H256V150H254ZM5 150V151H4ZM58 150V151H57ZM63 150V151H62ZM132 150H133V152H132ZM145 150H146V152H145ZM175 150V151H174ZM22 151V152H21ZM41 151V152H40ZM74 151V152H73ZM199 151H200V155L198 154L199 153ZM202 151H204V152H202ZM256 151V153H254ZM7 152V153H6ZM68 152V153H67ZM89 154H88V153ZM130 153L129 155L127 154V153ZM2 153V154H1ZM16 153V154H15ZM136 153V152H135ZM172 154L171 156H173L174 154V156L173 157H170V154ZM25 154V155H24ZM28 154V155H27ZM36 154V155H35ZM86 154V155H85ZM118 154V155H117ZM142 154V153H141ZM151 155V157H150V155ZM194 154V155H193ZM259 154V155H260ZM65 155V156H64ZM126 155V156H125ZM128 155V156H127ZM198 155V156H197ZM225 155V154H224ZM2 156V157H1ZM33 156H34V158H33ZM109 156V157H108ZM142 156H143V154H142ZM197 156V157H196ZM6 157V158H5ZM129 157V158H128ZM198 157H200V159L198 160ZM31 158H33V159H31ZM57 158V159H56ZM83 158V159H82ZM107 158V159H106ZM127 158V159H126ZM196 158V159H195ZM262 158H263V160H262ZM100 159V160H99ZM148 159V160H147ZM255 160V161H252V160ZM256 159H258V161L260 160V162L258 163V161L256 160ZM4 160V161H3ZM6 160V161H5ZM13 160V161H12ZM21 160V161H20ZM97 160V161H96ZM125 160V161H124ZM28 161V162H27ZM55 161H56V163H55ZM60 161H62V162H60ZM154 161V162H153ZM196 161V162H197ZM252 162V164L255 166V169H256V167H257V163H258V167H257V171L255 170V169H253L254 167H251V162ZM18 162V163H17ZM70 162V163H69ZM135 162V163H134ZM153 162V163H152ZM256 164H254V163ZM263 162V163H262ZM7 163V162H6ZM30 163V164H29ZM52 163H55V164H53L52 165ZM122 165H121V164ZM133 163V164H132ZM146 163V164H145ZM261 163V164H260ZM21 164V165H20ZM67 164V165H66ZM76 164V165H75ZM138 164V165H137ZM260 164V165H259ZM26 165H28V166H26ZM46 165H44L45 167V170H44V172L46 173V171L47 172H49L48 170H46V168H47V166ZM50 165V166H49ZM58 165V166H57ZM69 165V166H68ZM252 165V166H253ZM18 166V167H17ZM23 167V168H21L20 169V167ZM97 166V167H96ZM130 166V167H129ZM172 167H173V165H171ZM260 166H262V167H260ZM27 167L29 168V169H27ZM52 167V168H51ZM70 169H69V168ZM107 167V168H106ZM26 168V169H25ZM57 168V169H58ZM75 168V169H74ZM115 168H117V172H120V173H118L119 174V179L116 177V179H118L117 180V182L119 183V181L120 182H122V183H119L120 185H123V184H125V185H123L124 187L122 188V186H120V185H118V183H117V185L116 184H114V182L116 181V179H114V181L113 180H111V179H109V180H106L107 179V177L109 176H111L113 173L114 174H117V172H116V169ZM260 168V169H259ZM261 168H263V171H262V169ZM24 169V170H23ZM68 169L70 170V172L68 171ZM84 169H86L85 171H84ZM113 169H115V170H113ZM120 169V171H118ZM127 169V170H126ZM134 169V170H133ZM138 169H140V170H138ZM189 169V168H188ZM198 169V168H197ZM196 168H193V167H191L190 168V170L191 171H193V170H197ZM253 169V170H252ZM28 170V171H27ZM124 172H123V171ZM136 170H138V171H136ZM242 170H244V169H242ZM252 170V171H251ZM76 171V172H75ZM113 171V172H112ZM116 173H115V172ZM195 171H193L194 173H195ZM259 171V172H258ZM48 173V175L50 174L51 176H50V178L51 177H54L55 175L54 174H56V173H54V170L52 171L53 172V175H52V173ZM144 172V173H143ZM145 172H146V174H145ZM197 173L193 176V182L191 183V184H195L196 185V189H198V190H200L201 189V191L203 192V194H202V192H198L199 193V195H198V193L196 192V190H195V193H197L196 195L197 196H201L200 198V200H199V202H196L195 204H196V206L195 207H201V209H203L202 211H203V213L205 214V215H208V214H210V212H208L206 209H208L209 207V211L211 210V207H212V204L210 203L209 204V200H210V202H212V197L209 195V193L211 194V192L210 191H212L213 190V188L215 189L216 187L217 188H219L220 190H221V188L223 187L224 188V186L227 184V182H228V180H232V179H230V178H233V181H235L234 180V178L235 177H230V176H227V180L225 179V177L226 176H222V175H218V177H216V173L218 172V171H213V172H216V173H214V175H215V179H214V175H213V172L210 174V175H212V176H210L209 174V178H208V176H207V174H206V176L204 175H202V177L200 176L201 174H199V172H200V170L198 171H196ZM220 172L221 171H219L218 173L220 174ZM69 173V174H68ZM217 173V174H218ZM222 173V172H221ZM66 174H68V175H66ZM72 174V175H71ZM80 174V175H79ZM95 174V175H94ZM105 174H106V176H105ZM111 174V175H110ZM118 174H117V176H118ZM224 174V173H223ZM86 175V176H85ZM122 175H124V177L122 176ZM133 175V176H132ZM199 175V176H198ZM226 175V174H225ZM101 176V177H100ZM105 177V179L103 178V177ZM148 176V175H147ZM196 176V177H195ZM219 176H221V177H219ZM64 177L66 178V179H64ZM108 177V178H109ZM121 177V178H120ZM122 177H123V179H122ZM134 177V178H135ZM160 177L162 178V176H159V179H160ZM206 178L205 180L203 179V178ZM230 177V178H229ZM242 177H244L245 178V180H242L241 178L239 179V177H237L239 180H237V178H236V181H235V183H237L239 186H237V184H236V187L234 188V187H232V188H230V190L231 189H233L232 191H235V189H236V193H238V194H234L233 195V193L234 192H232L231 193V191H229L230 193H228V195H226L225 196V199L227 200H225L224 198H222V201H226L225 203H224V205H225V209H229V208H231V210H234V213H236L235 212V209H237L238 207H240V209L241 210H236V211H239V212H237L238 213V215L240 214L241 215V212H243L242 210H244V207L243 206H245V205H243V204H245V199H246V195H250L249 197H250V199L254 202V199H255V202H256V204L260 207L262 204V206L261 207H263L264 206V203L262 202V201H264L263 199H264V188L263 187H261V185H259L260 183H259V181L257 180H255L254 181V179H256V178H254L253 179V176H250V182H249V177H245V176H242ZM252 177V178H251ZM56 177H54V179H55ZM200 178V180H198ZM213 178V179H212ZM217 178H218V180H219V182H220V186H219V182L217 181ZM224 178V179H223ZM246 178L248 179V180H246ZM46 179V178H45ZM41 179V180H38V182L36 181L35 183L33 182L31 185V187H32V189H31V187H29L28 189H31V190H28L27 192H26V194L27 195H30L31 193H33L35 190V192H37L38 190L41 192L40 194H41V196L43 197V196H49L51 193H52V191H50V188H51V185H50V180L51 179H53V178H51V179ZM126 179V180H125ZM128 179V180H127ZM194 179H196V180H198V182H194ZM201 179H203V180H201ZM208 179H210V181L208 180ZM44 180V181H43ZM64 180H65V182H64ZM71 180V181H70ZM111 180V182H112V185H111V182H109ZM162 180H163V178H162ZM216 180V181H215ZM221 180V181H220ZM39 181H41L40 183H39ZM108 181V182H107ZM132 183H131V182ZM160 181V180H159ZM203 181H205L206 183H203ZM207 181H209L210 183H211V185L213 186V188H212V186L211 185H207V183L208 184H210L209 182H207ZM213 181V182H212ZM223 181H225V185H224V183H223ZM227 181V182H226ZM244 181V182H243ZM248 181V185L251 187V186H253V182H254V186L255 187H251L250 188V193L249 192H247V194L246 193H241V185L243 184V185H247V182ZM126 182V183H125ZM200 182V183H199ZM215 182V183H214ZM217 182V183H216ZM222 182V183H221ZM238 182H242V184L241 183H238ZM44 183H45V186H44ZM69 183V184H68ZM197 183H199V184H197ZM205 185H203V184ZM245 183V184H244ZM250 183V184H249ZM36 184V185H35ZM40 184V185H39ZM83 184H85V185H83ZM105 184V185H104ZM109 184V185H108ZM190 184V183H189ZM193 184V185H194ZM221 184H223L222 185V187H221ZM39 185V186H38ZM50 185V186H49ZM77 185V186H76ZM148 185V184H147ZM197 185H199V186H197ZM200 185L202 186L203 185V187H200ZM214 185H216L215 187H214ZM108 186V187H107ZM119 186H120V188H119ZM141 186V187H140ZM145 186H146V184H145ZM149 186V185H148ZM207 186H208V188L210 189V191H208V188H207ZM40 188V189H37V188ZM49 187V188H48ZM83 187V188H82ZM106 187V188H105ZM113 187V188H114ZM126 187V188H125ZM198 187V188H197ZM221 187V188H220ZM82 188V189H81ZM103 188V189H102ZM200 188V189H199ZM212 188V189H211ZM222 188V189H223ZM238 188H239V190H238ZM261 190H260V189ZM43 189V190H42ZM73 189V190H74ZM125 189V190H124ZM146 189V190H145ZM251 189H253L254 191H252ZM45 190V191H44ZM47 190V191H46ZM52 190V189H51ZM72 190V189H71ZM72 190V191H73ZM113 190H112V192H113ZM130 190V191H129ZM134 190H135V193L136 194H134V195H132L131 193H133L134 192ZM136 190H137V192H136ZM145 190V193H142V191H144ZM197 190V191H198ZM206 190V191H205ZM216 190H218V189H216ZM31 191V192H30ZM38 191V192H39ZM131 191H133V192H131ZM239 191V192H238ZM252 191V192H251ZM34 192V193H35ZM44 192V193H43ZM47 192H48V194H47ZM49 192H51V193H49ZM103 192V191H102ZM110 192V191H109ZM170 192H174V190H172V191H170ZM205 192H207V193H205ZM209 192V193H208ZM45 194V195H43V194ZM73 193V194H72ZM195 193H193V195H195ZM200 194H202V195H200ZM229 194H230V199L228 198L229 197ZM245 194V195H244ZM52 195V194H51ZM75 195V196H74ZM83 195H84V197H83ZM233 195V196H232ZM238 195H243L242 197L244 198H242L241 196H239V197H241L243 200H240V198L239 197H236V196H238ZM259 195V196H258ZM76 196H78L77 197V199H76ZM138 196L136 197L137 199H138ZM247 196V198H248V200H250L249 199V197ZM67 197V198H66ZM211 197V198H210ZM234 198V197H236V198H234V200L233 199H231V198ZM252 197V198H251ZM262 197V198H261ZM76 200H75V199ZM84 198H88V199H84ZM106 198H107V200H108V202L106 201ZM204 198H205V200H204ZM82 199V200H81ZM85 201H84V200ZM104 199V198H103ZM224 199V200H223ZM235 199H236V201H235ZM240 200L239 201V204L240 203H243V204H240V205H238L237 206V204H238V200ZM256 199H257V201H256ZM23 200H25V199H23ZM57 200H59V201H57ZM62 200V201H61ZM112 200V201H111ZM176 200L177 199H173V203H172V205L174 206V205H176L175 206V210H176V208L177 209H180L179 211H180V213H183V207H182V205H179V203H178V206H179V208L177 207V202H176ZM228 200L229 201H231L232 200V202L230 203V202H228ZM248 200H246V201H248ZM76 201V202H77ZM116 201V202H115ZM171 201H172V199H171ZM204 201V202H203ZM233 201H234V203H235V205L233 206ZM260 201H261V205H259L260 204ZM21 202H23V204L21 203ZM73 202V201H72ZM86 202H87V204H89L90 206L92 205L93 207L91 208L89 205H87L86 204ZM114 202V203H113ZM118 202V203H117ZM120 202V203H119ZM202 202V203H201ZM208 202V203H207ZM254 202V203H255ZM62 203V204H61ZM75 203V202H74ZM94 203V204H93ZM95 203H96V205H95ZM104 203H106V206H104L105 204ZM113 203V204H112ZM126 203H127V205H126ZM200 203H201V205H200ZM205 203V204H204ZM227 203L228 204H230V206L229 205H227ZM233 203V204H232ZM22 204V205H21ZM114 204H116V205H114ZM120 204V205H119ZM147 204V205H146ZM194 204V205H195ZM209 204V205H211V206H207V205ZM13 205V206H14ZM47 207H46V206ZM64 205H66V206H64ZM119 205V206H118ZM128 205H129V207H128ZM203 205H204V208H206V209H204L203 208ZM232 205V206H231ZM44 206V207H43ZM114 206V207H113ZM207 206V207H206ZM237 208H236V207ZM49 207V208H48ZM62 207H63V209H62ZM88 207V208H87ZM90 207V208H89ZM107 207V208H106ZM126 207V208H125ZM134 207V208H133ZM144 207V208H143ZM229 207V208H228ZM22 208V209H21ZM109 208H111V209H109ZM132 208V209H131ZM234 208V209H233ZM243 208V209H242ZM49 209V210H48ZM60 211H59V210ZM87 209V210H86ZM101 209V210H100ZM106 209V210H105ZM112 209H114V211L112 210ZM117 209V210H116ZM135 209H137V210H142L141 212H138L137 210H135ZM149 209V210H148ZM183 211H182V210ZM62 210V211H61ZM96 210H98V211H96ZM103 210H105V212L106 213H112V212H115V210H116V212L117 213H120L121 214V216L123 215V216H125L126 218H124L123 216V218L124 219H126L127 220V215H128V220H127V225L125 224L126 223V220L123 222H120V220L118 221V220H115V221H113V218H112V226L110 225V228H108L107 226L105 227V229H103L104 227H101V228H98V230L97 229H92V231H91V228H93V227H87L86 225H85V221L86 220H97V218L99 219V215H100V213L101 214H105V212L103 211ZM147 210H148V212H149V214H148V212H147ZM205 210H206V212H205ZM42 211V212H41ZM89 211V212H88ZM119 211V212H118ZM122 213H121V212ZM125 211V212H124ZM143 211H145V212H147V214L145 213V212H143ZM178 211V210H177ZM182 211V212H181ZM37 212H38V214H40L41 216H42V218L43 219H45L44 221H46V222H48V220H49V224L51 223V225H48V226H46V227H37V225L35 226V224H33V222L31 221L32 219H34L35 218V215L37 214ZM40 212V213H39ZM51 212V211H50ZM83 212V213H82ZM115 212V213H116ZM130 212V213H129ZM143 212V213H142ZM28 213V214H27ZM44 213V214H43ZM89 213V214H88ZM124 213V214H123ZM139 213V217H137L136 216V214H138ZM208 213V214H207ZM47 214V215H46ZM142 214L144 215V214H146V216H148V217H146V218H151V219H148V220H146V218L144 217V216H142ZM152 214V215H151ZM50 215V216H49ZM91 215V216H90ZM133 215H134V218H133ZM261 214L259 213V214H257V217L255 216L254 218H257V219H254V218H252V220H254L253 222H255V221H257L256 222V224L255 225H257V227L255 226V225H252L251 224V222H252V220L250 221V226H248L249 228H247V225H249V224H246L245 226H243V222L241 223V220H242V218H241V216H240V218H239V216L237 217V215L235 214V215H233V217H232V220L234 221L235 220V222L236 221H238V222H236V223H238L239 225L240 224H242V227H241V229L243 230H241L239 227L237 228V225H236V229H239V230H237L239 233H240V230L243 232H241L242 234H244V236L241 234V240L242 241H246L245 243L246 244H248L247 245V247H249V248H247V250H248V252H250L251 251V253L253 252V249H255V250H257L256 248L258 247V245H259V247L261 248V249H259V247H258V249L259 250H257V251H259L258 253H259V255L258 254H256L257 253V251H255L254 250V252L253 253H255V254H251V256H253V257H258V258H260L259 260L261 261L260 263L262 264L263 262H264V254L263 253H261V254H263V255H260V251L262 250V248L264 249V246L262 245V244H264V242H263V240H262V235H264L263 234V232H264V227H261V224H258V222H260L263 218H262V215L260 216ZM31 216V217H30ZM48 216V217H47ZM70 216V217H69ZM83 216V217H82ZM98 216V217H97ZM131 216V217H130ZM237 218H236V217ZM24 217V218H23ZM58 217V218H57ZM64 217V218H63ZM87 217V218H86ZM135 217L137 218V219H140L139 221H137V219H136V222H135ZM142 217V218H141ZM163 219H161V218ZM260 217V218H259ZM49 218V219H48ZM52 218V219H51ZM84 218V219H83ZM89 218V219H88ZM235 218V219H234ZM4 219V220H3ZM10 219V220H9ZM20 219V220H19ZM22 219V220H21ZM27 219V220H26ZM51 219V220H50ZM57 219V220H56ZM82 219V220H81ZM131 219V220H130ZM141 219H142V221H141ZM154 219V220H153ZM238 219V220H237ZM24 220V221H23ZM29 220H30V222H29ZM60 222H59V221ZM84 220V221H83ZM130 220V221H129ZM133 220V222H132V224L130 223L129 225H128V223L129 222H131ZM146 220V221H145ZM159 220V221H158ZM165 220V221H164ZM260 220V221H259ZM4 221V222H3ZM51 221V222H50ZM82 221V222H81ZM145 221V222H144ZM169 221H170V219H169ZM168 221V222H169ZM201 221H203V222H200V220H196V221H194V223H196L197 224V222H198V224L199 225H195L194 223H192L191 225H193L194 224V227H196L197 229H195V228H193V226H191V229L193 228V229H195V231H194V236H193V240H192V237H191V235L189 234V236H188V234H187V236L186 237H189V239H190V241H189V239L187 238V240H186V237L185 236H183L184 238H182L183 240H184V243L182 242L183 240H181L180 241V244H178L179 242H177V243H174L173 245H171V246H169L168 248H166L165 249V252H164V250H162L161 249V247H163L162 245H159L160 246V248L159 247H155V249H153L152 251H153V256L151 257V255L149 256L150 258H152L151 260H150V258L148 257L147 259H149L148 260V263H147V261H146V264H149L150 262H153L154 264H170L172 261H175L174 260V258L177 256V257H180V255L182 254V253H184L186 256L181 260V261H185L184 263L183 262H181L180 260H179V262H181L182 264H187V262L189 263V264H192L193 262H191V258L189 259V257L188 256H190V247H195V246H193L192 244L195 242V244L194 245H196V243H197V241L195 240V238H200L201 236L202 237H207L208 236V234L210 233V228H212V225L208 222V221H206L205 222V219H201ZM243 221V220H242ZM118 222V223H117ZM138 222H140L139 224H137ZM208 222V223H207ZM25 223V224H24ZM84 223V224H83ZM143 223V224H142ZM144 223H147L146 224V226H144L145 224ZM152 223V224H151ZM62 224V225H61ZM87 224V223H86ZM119 224V225H118ZM125 224V225H124ZM141 224L143 225V227L141 226ZM157 224V225H156ZM166 224V223H165ZM254 224V223H253ZM122 225H124V226H122ZM134 225H135V227L138 229L139 227H137L138 225H140V229H141V231H143V233L141 232V234H140V232H137V231H140L139 229L138 230H136V228L134 227ZM238 225V226H239ZM259 225V226H258ZM21 226V227H20ZM29 226V227H28ZM35 227V228H33V227ZM80 226V227H79ZM118 226H120V227H118ZM132 226V227H131ZM198 226V227H197ZM254 227L255 226V228H254V230L252 229V227ZM53 229H52V228ZM58 229H57V228ZM65 227V228H64ZM85 227H86V229H85ZM111 227H113L112 228V230H111ZM116 227V228H115ZM124 227V228H123ZM125 227H127V229L125 228ZM128 227H130V228H128ZM144 227H145V229H144ZM246 229H245V228ZM56 228V229H55ZM120 228H121V230H120ZM132 228V229H131ZM244 228V229H243ZM260 228V229H259ZM28 229V230H27ZM38 229V230H37ZM40 229H42V230H40ZM50 229V230H49ZM88 229V230H87ZM111 230L110 232H109V230ZM117 229V230H116ZM119 229V230H118ZM128 229H130V230H128ZM133 229H135L134 231H133ZM193 229L191 230V231H193ZM201 229V230H200ZM31 230V231H30ZM58 230V231H57ZM59 230H60V232H59ZM64 232H63V231ZM79 230H80V232H79ZM82 230V231H81ZM95 230V231H94ZM97 230V231H96ZM144 230H145V232H144ZM249 230V231H248ZM36 231H39V232H36ZM71 231V232H70ZM74 231V232H73ZM99 231V232H98ZM112 231H116V233H117V235H116V233L114 234V232H112ZM120 231V232H119ZM121 231H123V232H121ZM128 231V232H127ZM132 231V232H131ZM190 231V232H191ZM244 231H245V233H244ZM251 231V233H248V232H250ZM254 231V232H253ZM261 231V232H260ZM33 232V233H32ZM55 232H57L58 234H56ZM82 232V233H81ZM84 232V233H83ZM107 232H109V233H107ZM113 233V235H112V233ZM129 232H130V234H129ZM135 232L137 233V235L135 234ZM257 232V233H256ZM260 232V237H258V233ZM62 233H64V234H62ZM65 233H67V234H65ZM148 233V232H147ZM191 233H193V232H191ZM208 233V234H207ZM42 234V235H41ZM53 234H55V235H53ZM97 234H99L98 236H97ZM102 234V235H101ZM106 234V235H105ZM128 234V235H127ZM143 234V235H144ZM197 234V235H196ZM199 234V235H198ZM247 234H249L248 236H247ZM251 234H253V235H251ZM61 236V235H63L64 236V240L65 241H62V242H56V243H54V242H50V244L51 245H49V243H45L44 242V239H47L48 237L50 238V237H54V236ZM66 235V236H65ZM68 235V236H67ZM109 235V236H108ZM132 235V236H131ZM133 235L134 236H137V238H135V240H134V238H133ZM254 235H255V237H254ZM5 236V237H4ZM11 236V237H10ZM78 236H80V238L78 237ZM114 236H115V238H114ZM117 236V237H116ZM121 236V237H120ZM250 236H252L253 237V241H252V238L250 237ZM13 237V238H12ZM45 237H47V238H45ZM72 237V238H71ZM98 237V238H97ZM106 237V238H105ZM123 237H125V238H123ZM128 237H129V239H128ZM191 237V238H190ZM246 237H249V239L252 241V242H250V241H247V238ZM18 238V239H17ZM48 238V239H49ZM74 238V239H73ZM243 238V239H242ZM5 239L7 240V241H5ZM22 239V240H21ZM80 239V240H79ZM96 239H98V240H96ZM119 239V240H118ZM248 239V240H249ZM257 239H258V241H257ZM21 240V241H20ZM69 240V241H68ZM72 242H71V241ZM118 240V241H117ZM121 240V241H120ZM130 240V241H129ZM186 240V241H185ZM198 240V239H197ZM4 241V242H3ZM19 241V242H18ZM76 241V242H75ZM94 241V242H95ZM101 241V243L99 244V242ZM116 242V244H114L115 242ZM128 241H129V243H128ZM187 241H189L190 243H187ZM191 241H194V242H192L191 243ZM79 242H81V243H79ZM86 242V241H85ZM121 242V243H120ZM133 242H136V243H133ZM182 242V243H181ZM249 242V243H248ZM258 242V243H257ZM262 242V243H261ZM16 243V244H15ZM41 243V244H40ZM58 243V244H57ZM63 243V244H62ZM83 243V244H82ZM185 243H187V245L185 244ZM253 243V244H252ZM45 244V245H44ZM81 244V245H80ZM108 244V245H107ZM134 244V245H133ZM136 244V245H135ZM186 245V246H183L182 247V245ZM192 246H191V245ZM231 244V243H230ZM250 244L252 245V250L250 249ZM9 245V246H8ZM22 245V246H21ZM78 245H80V246H78ZM87 245H89V244H87ZM129 245V246H128ZM232 245V244H231ZM230 245V246H231ZM254 245V246H253ZM6 246H8V247H6ZM15 248H14V247ZM19 246V247H18ZM46 246V247H45ZM84 246V247H83ZM98 246V247H97ZM101 246V247H100ZM105 246V247H104ZM114 246V247H113ZM120 246V247H119ZM124 246H126L125 248H126V250H125V248H124ZM137 246V247H136ZM181 246V247H180ZM257 246V247H256ZM263 246V247H262ZM36 247L38 248V249H40V247H41V249L40 250H42V251H44V255H35V253H36V251L38 250V249H36ZM97 247V248H96ZM109 247H111V248H109ZM176 247V248H175ZM185 247H188V251H186L185 249H187V248H185ZM254 247V248H253ZM3 248V249H4ZM33 248V249H32ZM119 248H121L120 250H119ZM156 248H158V249H156ZM12 249V250H11ZM13 249H15V251L13 250ZM22 249H24V250H22ZM44 249V250H43ZM66 249V250H65ZM131 249V250H132ZM170 249V250H169ZM178 249V250H177ZM180 249V250H179ZM183 249L185 250L184 252H181V251H183ZM11 250V251H10ZM27 251V253H24V252H26ZM54 250V251H53ZM125 250V252H122V251H124ZM157 250V251H156ZM160 250H162V253H161V251ZM250 250V251H249ZM22 251V252H21ZM31 251V252H30ZM102 251V252H103ZM157 253H156V252ZM175 251H177V252H175ZM263 252H264V250H262ZM261 251V252H262ZM13 252V253H12ZM35 252V253H34ZM181 252V253H180ZM15 253V254H14ZM21 253V254H20ZM46 253V254H45ZM99 253H101V252H99ZM98 253V254H99ZM124 253H125V255H124ZM128 253H129V251H128ZM164 253V254H163ZM167 253V254H166ZM187 253H190V254H187ZM30 254V255H29ZM37 254V253H36ZM69 254V255H68ZM149 254H151L150 252H149ZM148 254V255H149ZM180 254V255H179ZM22 255H23V258L21 259V257H22ZM28 255V258L27 257H25V256H27ZM51 255V256H50ZM120 255V257L122 258V256ZM175 256V257H173V256ZM188 255V256H187ZM256 255V256H255ZM32 256V257H31ZM34 256V257H33ZM62 256V257H63ZM128 256V255H127ZM154 256H155V258L157 259H154ZM161 256V257H160ZM168 256V257H167ZM263 256V257H262ZM12 257V258H11ZM20 257V258H19ZM39 257V258H38ZM42 257V258H41ZM44 257V258H43ZM48 257H49V259H48ZM177 257H176V259H177ZM192 257V256H191ZM194 257V258H193ZM192 257V261H196V259L195 258H197L196 256H193ZM19 258V259H18ZM26 258V259H25ZM33 258V259H32ZM121 258H119V260L118 261H120V260H122ZM172 258V259H171ZM185 258H188V259H185ZM25 259V260H24ZM31 259V260H30ZM38 259V260H37ZM53 259V260H52ZM16 260V261H15ZM19 261V263H18V261ZM21 260H22V262H21ZM23 260L25 261V262H23ZM42 260H45V262L44 261H42ZM170 260V261H169ZM172 260V261H171ZM188 260V261H187ZM198 260V259H197ZM38 261H40V263L38 262ZM42 261V262H41ZM150 261V262H149ZM10 262V263H9ZM44 262V263H43ZM56 262H59V261H56ZM55 262V260H54V263H51V264H55L56 263ZM32 263V264H33ZM152 263V264H153ZM174 263V262H173ZM49 264H50V261H49ZM57 264V263H56ZM130 264V263H129Z\"/></svg>",
    "mask_w": 264,
    "mask_h": 264
},
{
    "label": "bare ground",
    "instance_id": "6f19581e",
    "mask_svg": "<svg viewBox=\"0 0 264 264\" xmlns=\"http://www.w3.org/2000/svg\"><path fill=\"white\" fill-rule=\"evenodd\" d=\"M17 1V0H16ZM21 1V0H20ZM67 1V0H66ZM95 1L96 0H89V2H90V7H91V4H92V8H89L90 10H91V15L89 14L90 13V10H89V12H88V6H86V8H87V11L86 10H84V9H82V10H84V12H85V14H86V16H87V14H89V16H96V18L95 19H97L98 17H100V19H101V17H105L104 19H106V14H108V16L109 17H107V19H109V20H107V22L109 21V22H111V23H113V24H111L110 23V27H107V25H106V21H104V19H103V22H105L104 24H105V27H103V29L105 30V28L107 27L108 28V30L106 29V31L107 32H109V31H112V29H114V28H116V26H120L122 23H123V21H124V18H126V17H129L128 18V20L130 19V18H133V19H138L139 17L138 16H136V14H134L133 12H130V5L132 6V7H135V6H137V5H139V4H141L142 2H143V0H132V1H130V2H132V3H130L129 2V4L128 3H126L130 8H128V6H126L125 5V7H123V8H125V11H121V12H119L118 14L115 12V10L117 11V9H114V8H116L119 4H116L115 5V3L117 2V0H112V1H114L113 2V4L115 5V6H113V8H110V9H108L109 10V12H108V10H107V8H103V7H101V8H103V9H101V8H99V7H96V6H98V5H96L95 6ZM108 1V0H107ZM126 1V0H125ZM147 1V0H146ZM152 1V0H151ZM158 1V0H157ZM190 1V0H189ZM194 1V0H193ZM197 1H199L200 3H201V1H204L205 3L204 4H206V6L208 7V9L207 8H205V6H204V8L203 9H205V10H208L207 12L209 13L208 14V16L210 17V19L211 20H209V17L207 18L210 22L207 24L208 25V28H209V31H211L212 32V36H213V38H212V36H211V34H210V37L212 38H210V41H207V46L208 45H210V46H208V48H206V47H201V45L199 44H197V43H199L197 40V42L195 41H193V37H192V35L191 34H189L188 32V34L185 32V31H187L186 30V28L185 27H187V25H186V22H187V20L189 21V19H187V20H180L181 21V33H182V37L180 38V36H179V38H180V40L178 41H176L175 42V45L176 46H178V47H180L183 51V53H184V55H181V57L179 58H177L176 56H179V55H176L175 57L177 58H173V56L176 54V52H175V54L174 55H172V51L174 50H172V46H175L172 42V46L170 47V46H164V44H163V46L165 47H163L162 49L160 48L161 46H159L160 44H158L157 46H159V49H157L156 47H154L155 46V40H154V38H152L150 35H154V37L156 36V32L158 31V28H157V31L153 34H151V33H149V35H148V32L149 31H151V30H149V29H147L146 28V24H147V22H148V15H149V13H148V15L147 16H143V15H145V13L144 14H141L143 17H141L142 19H140L141 20V23L138 25V26H134L133 27V29H132V31H133V33H132V35L135 33V35H137L136 36V38H137V43H136V39H134L133 40V42L135 41V44H137L138 45V47H133V46H135V45H133L132 47L135 49H133V50H131L132 49V47H131V49H130V46H128L129 47V49H128V47L126 48V47H123L124 49H126V50H124V49H121V50H123V51H121V52H118L117 53V51H115L116 53H114V51L111 49V47H112V45H113V43L114 42H116V39H114V37H115V35L112 37V36H110V37H106L107 36V34H106V38H101L102 39V50L98 53L99 54V56H97V65L95 66V75H97L98 77L100 76V80H102V82H103V80H104V82H106L108 79L105 77L106 75V69H108L107 67H105L101 62L102 61H105V60H107L113 53H114V55L115 54H117V63H115V61L113 62L115 65L117 64L118 66H119V68L118 67H116V69H120L121 67L122 68H125V67H127L129 64H131L135 59L138 61V60H141V59H143V58H145L146 60H151V63H149V64H147L146 62L144 63H142L141 61H138V62H141V63H138V64H140V65H137L136 64V66L137 67H141V69H145L147 72H149L150 73V81H148L149 80V75L148 74H146V75H148V78H147V82H149V83H147L146 85V87H147V90H148V92L150 93L149 95V97L147 98V101H145V100H143V98L142 97H139L138 96V100H140L141 102H147L146 104H147V107L145 108L146 110H145V112H143L142 114H143V116L142 115H140V116H142L143 117V121L145 122H143L144 124H146V125H144L143 123H142V120L140 119V121L141 122H139V121H137V120H135V121H137V123L134 125V129H135V133H134V135H137L135 138H138L139 140H140V142H141V144L138 146V147H140L139 149H144V148H142L143 146L145 147V148H147L148 149V152L149 153H152L151 155L154 157V159L155 160H157L155 157H157V158H159L158 159V163L157 164H154V163H156V161L153 163V165H151V164H149V163H151V162H147V164H148V166H145L144 164H140V161L141 162H145V158L147 157H149V156H147L148 155V153H147V155L144 153V150L143 151H141V150H139L137 147H134L135 149H133L134 150V152H133V150H132V152L133 153H127L128 155L130 154L131 156V158L130 159H132V157H133V159H134V161H136V159H138L139 160V163H138V161H136L138 164H140L139 166H140V168H141V165H143V167H144V169L146 170L147 169V171H148V173L149 174H146V172H145V174L146 175H144V174H142V175H140V173H141V171L139 172V175H138V172L137 173H135V174H137V176L134 178L133 177V180H132V182L133 181H135V184H134V186L136 185V183H137V187H133V185L132 184H130V183H127L128 185L126 186V187H128L130 190L131 189H137L138 188V184L139 185H141V186H144V187H146L147 188V191L148 192H146V194L144 195L143 194V197H141V198H139L140 196H138V193H140V191L142 190V188L143 187H141V188H139L140 189V191L138 190V193L136 194L135 193V190H134V192L133 191H131V192H133V193H131L132 195H134V194H136V195H134V196H130V194H129V197H126V196H123V195H121L119 192H117V191H115L114 192V190L113 189H115V187H117V186H115V185H113V186H110V187H112V189L111 190H109V191H107V193L106 192H104L105 190H100L101 189V187H100V189H99V187L98 186H100V185H94V184H96V183H93L92 182V173L89 171V170H87V178L85 179V182H83V183H85V184H83V185H85V189L84 190H86L85 192L87 193L86 194V196L88 197V198H90L91 199V202L92 201H96V203H97V205H96V203H95V205L96 206H94L95 207V209L96 208H102L103 207V204H101L102 202H103V200H105V196L107 197V198H109V197H113V198H116V199H118L120 202H121V204L123 203V201H126V202H129V205L131 204V206L130 207H132V206H135V208H137V207H139V209L140 208H142V207H140V206H137V205H139V204H141V203H143L144 202V207H145V202H148V204L150 203V206L148 205V207H149V209L151 210V211H149V212H151L152 214H153V216H150V217H154V215H155V217H154V219L156 218V220L159 218V216H166V218H168V221H169V219H170V221L168 222V221H165L164 222V225H162V227L160 228L159 227V229H157L156 228V226L154 227L153 226V224H152V227H150L149 228V230H148V228L146 227V229H147V232H145V230H144V232L146 233V234H144L143 233V231H141V229H140V225H138L137 227H139L138 229L140 230V231H137V232H140V234H141V232L144 234H141V235H139L138 234V238H137V236H134L133 235V238H134V240H135V238H137L136 239V242H137V244L139 245L137 248H134L133 247V249L131 250H129V248H127L126 246H124V248L126 247L127 249H128V251H129V253H128V251L126 250V248H125V250H126V252H127V254L125 255V253H124V255H125V260H123L124 258H123V256L121 255V254H123V253H119L120 251H118V252H112L113 251V249L110 251L108 248L105 250V251H103L102 249L101 250H98L99 252H101V253H95V251H93L91 248H93L92 246L96 243L97 244V242L95 241V240H93L94 239V237H92L93 235L92 234H90L89 233V230L87 231V232H83L84 234H82L81 235V240L82 241H84V243H87V244H89V245H85V247L86 248H84V249H77V246L75 247L74 246V244H72L73 245V247H74V249H73V251L71 252V258H66V259H64V257L65 256H59L58 255V253H57V255L55 254L54 255V253H53V257H51V258H53L54 260H55V262L56 261H59V262H56L57 264H146V261H147V263H148V260L149 259H147L150 255H151V257L154 255L153 254V249H155V247L157 246V247H159L160 248V246L159 245H162L163 247H161V249L162 250H164V252H165V249L166 248H168L169 246H171V245H173L174 243H177V242H179L178 244H180V241L181 240H183L182 238H184L183 236H187V234H188V236H189V234L191 235H193L194 234V231H195V229H197L196 227H194V224L195 225H199L198 224V222H197V224L196 223H194V221H196V220H200V222H203V221H201V219H205V222L206 221H208L211 225H212V228H210V233L208 234V236L206 237H200V238H195V240L197 241V243H196V245H194L195 244V242L194 241H191V243L192 242H194L192 245L193 246H195V247H190L191 249H190V253H187V254H190V256H188L189 257V259L191 260V262H193L192 264H261L260 262V258H258V257H253V256H251V254L254 252V250L255 249H253V252L251 253V251L250 252H248V250H247V248H249V247H247V245L248 244H246L245 242V240L244 241H242L241 240V234L243 233L242 231V229H241V227H242V224H238L239 222V220L238 221H236V222H238V223H236L235 222V220L233 221L232 220V217H233V215H237V217L239 216V218H240V216H241V218H242V220H241V223L243 222V226H245L246 224H249L250 223V221L252 220V218H254L255 216L257 217V214H261L262 215V220L260 221V222H258V224H261V227H264V206L263 207H261L262 205H261V201H260V204L259 205H261L260 207L256 204V202H255V199H254V202L250 199V195L248 196V195H246V199H245V204H243V203H240V204H243V205H245V206H243L244 207V210H242L243 212H241V215L239 214L238 215V213L237 212H239V211H236L238 208V210H241L240 209V207H236L237 209H235V212L236 213H234V210H231V208H229V209H225L226 207H225V205H224V203L227 201L226 199H225V196L226 195H228V193H230L229 191H231V193L232 192H234L233 193V195L236 193V189H235V191H232L233 189H231L230 190V188H232V187H236V184L237 183H235V181H236V178L237 177H239V179L241 178H243L242 180H245V178L244 177H242V176H245V177H249V182H250V176H253V179L254 178H256V179H254V181L256 180H258L259 181V185H261V187H263L264 188V175L263 174H261L259 171V173H257V172H250L249 170L251 169H249V160L248 159H250L249 157L252 155V154H250V153H248L249 154V157H248V155H247V151L245 152L244 150L242 151L241 150V146L243 145H241V141L239 142L238 140H237V142L236 141H233L234 140V138H233V142H236V143H232V145H230V143H228V142H232L231 141V137L229 138L230 140L227 142V138L228 137H226L228 134H230V135H232V133L234 134V133H240V134H242V133H244V134H250V135H255V134H263L264 135V125H263V127H262V119L264 118H262V119H260V120H258L260 123H261V125H259V123L257 122L256 123V121H254V119H253V121H250L251 119H252V116H251V119L250 120H247V119H243V118H241L242 116L240 115V114H238V113H241V112H238L237 111V113H235V110H233L232 112H234L233 114H230L231 116L230 117H227L226 115H225V112L226 111H229V110H226V109H233V107L232 106H234L235 107V100H236V98H235V100L234 99H232V98H228L229 96H225L224 94H226V93H228V94H231V95H236V94H242L241 92H243V94H251V95H256V94H259V96H260V94H262V96H264V93H261V89H263L262 87H260L261 89H259V88H257V85H255V84H253V85H255V86H251L250 84L249 85H247V83H243V81H240V79L241 78H239V80H238V78H237V80H236V78H234V79H231L232 78V76L230 77L227 73H226V70L228 71V68L227 69H225L224 67H225V65H227V63H230L233 59H236L235 57H232V56H236L237 55V57H238V55H242V54H245L246 56H253L254 55V49H256V46H255V42L253 41V39H252V35H251V33H254V32H259V33H261V34H263L264 35V11H263V15L262 16H260V14H253V12H251L252 14H253V16L252 17H249V16H251V14L250 15H248L247 14V16H246V14H243V12L242 11H240L241 13H238L237 11H236V9H234L233 7H235V5L234 6H232V5H230V3H229V1L228 0H197ZM235 1V0H234ZM233 0L231 1V2H234ZM239 1V0H238ZM241 1V0H240ZM23 2V1H22ZM40 2V1H39ZM52 2V1H51ZM69 2V1H68ZM101 2V1H100ZM110 2V1H109ZM148 2H149V0H148ZM160 1H158V3H159ZM196 2V1H195ZM235 2H237V1H235ZM244 2V1H243ZM259 2L263 5L264 4V0H259ZM20 3V2H19ZM67 3V2H66ZM72 3H73V1L72 0H70V2H69V7H72L73 5H72ZM80 3H81V1H80ZM88 3V2H87ZM97 3H99L98 1H97ZM111 3V2H110ZM121 3V2H120ZM146 3V2H145ZM161 3H164V4H162L161 6H163L164 5V8H165V6H166V10H172V8H176V11H177V9L178 8H181L182 9V7H183V9H182V13H184L183 12V10H184V7H185V4H186V0H161ZM187 3H188V1H187ZM199 3V4H200ZM256 3V2H255ZM21 4V3H20ZM20 4H19V6H20ZM64 4V3H63ZM76 4V3H75ZM144 4V3H143ZM160 4V3H159ZM238 4H239V2H238ZM246 4V3H245ZM70 5H72V6H70ZM83 5V4H82ZM81 5V6H82ZM101 5V4H100ZM103 5V4H102ZM112 5V4H111ZM149 6L150 5H152V4H148ZM147 5V7H146V10L147 9H150L151 7H153V6H148ZM190 5V4H189ZM201 5H202V3H201ZM255 5V4H254ZM57 6V5H56ZM79 6V5H78ZM122 6H124V5H122ZM121 6V7H122ZM200 6V5H199ZM48 7V6H47ZM67 7V6H66ZM68 7V8H69ZM77 7V6H76ZM112 7V6H111ZM138 7H140V5L138 6ZM149 7V8H148ZM157 7H159V5L158 6H156L155 8L156 9H154V7L152 8L153 10H148L149 12H151V14L153 15V17H154V14L158 11L157 9ZM191 7V6H190ZM197 7V6H196ZM201 7V6H200ZM46 8V7H45ZM55 8V7H54ZM67 8V9H68ZM74 8H75V6H74ZM79 8H82V7H79ZM128 8V9H127ZM186 8H188V7H185V10H186ZM240 9H241V7H239ZM247 8H249V7H247ZM56 9V8H55ZM105 9V10H104ZM139 8H137V10H138ZM174 9H173V11H174ZM196 9V8H195ZM200 9V8H199ZM202 9V10H203ZM257 9V8H256ZM46 10V9H45ZM62 10V9H61ZM66 10V9H65ZM76 10V9H75ZM180 9H178V11H179ZM198 10V9H197ZM248 10V9H247ZM259 9H257V12H259L258 11ZM41 11V10H40ZM176 11H174L173 12V14L175 15V12ZM178 11L176 12V14L178 15ZM204 11V10H203ZM244 11H246L245 9H244ZM249 11H253V10H249ZM255 11V10H254ZM63 12V11H62ZM73 12V11H72ZM83 12V13H84ZM114 12H115V14H114ZM136 12H138V11H136ZM135 12V13H136ZM145 12H147V11H145ZM164 12H167V11H163V14H164ZM206 12V13H207ZM237 12V13H236ZM261 12V11H260ZM66 13V12H65ZM68 13V12H67ZM82 13V14H83ZM143 13V12H142ZM179 13H180V11H179ZM223 13H226L225 14V16L226 15H228V17L230 16V18H232L231 17V15L233 16L234 15V13H236L238 16H239V18H240V23L242 24V25H245V26H250L252 29L250 30V32L251 33H248L250 36H252L251 38H247V37H249L248 36V34H243V33H240L237 29V26L236 25H234L233 23H234V20H235V18L233 19L232 18V20H230V19H228V17H227V19L228 20H230L231 22H233V23H231V26L232 25H234V26H236V28L234 27V29L233 30H235L236 32H232L231 31V28H230V26L228 27V25L225 23L226 21H220L219 19H220V17L222 18L223 16H221V15H219V14H223ZM247 13V12H246ZM255 13V12H254ZM64 14V13H63ZM74 14V13H73ZM76 14V13H75ZM74 14V15H75ZM80 14V13H79ZM78 14V15H79ZM105 14V15H104ZM157 14V13H156ZM167 14V13H166ZM170 14H172V11H171V13ZM185 14V13H184ZM99 15V16H98ZM152 15H150L149 17H151ZM165 15V14H164ZM163 15V16H164ZM168 15V14H167ZM183 15V14H182ZM59 16H62V14L60 15L59 14ZM85 16V15H84ZM98 16V17H97ZM157 16H159V17H161L162 15H161V13H160V15H157ZM163 16H162V18H163ZM166 16V15H165ZM179 16H181L180 14H179ZM178 16V17H179ZM203 16V15H202ZM218 16H220V17H218ZM236 16V15H235ZM234 16V17H235ZM238 16H237V18H238ZM94 17L92 18V17H89V20H90V18H92L93 20H95L94 19ZM158 17V18H159ZM177 17V18H178ZM185 16L183 15V19H186V18H184ZM58 18V17H57ZM68 18V17H67ZM74 18V17H73ZM80 18V17H79ZM152 18V17H151ZM180 18V17H179ZM194 18H196V17H194ZM30 19V18H29ZM69 19V18H68ZM83 19H85L84 21H86V19H87V17H83ZM91 19V20H92ZM99 19V18H98ZM101 19V20H102ZM193 19V18H192ZM223 19H224V17H223ZM226 19V18H225ZM28 20V19H27ZM72 20V19H71ZM88 20V19H87ZM101 20H97L98 22L97 23H99V21L101 22ZM153 20V18L151 19V21ZM154 20H155V18H154ZM157 21H158V19H156ZM160 20V19H159ZM222 20V19H221ZM237 20H239V19H237ZM16 21V30H14V31H16V38H15V40L17 41V44L15 43V45H16V50L18 51V53H19V57H22V59L25 57V43L27 42V40H26V37L28 36V34H26V32H28L29 30H27V28L28 27H26V19H25V15H22V14H20V16L18 17V19L17 20H15ZM62 21V20H61ZM83 20H82V22H84ZM129 21H131V20H129ZM128 21V22H129ZM179 21V22H180ZM236 21V20H235ZM32 22V21H31ZM70 22V21H69ZM88 22H93V21H87V23ZM95 22V21H94ZM108 22V23H109ZM155 22V21H154ZM154 22H153V24H154ZM208 22V21H207ZM59 23V22H58ZM87 23H85V24H87ZM102 23V22H101ZM228 23V22H227ZM229 23V24H230ZM239 23V24H240ZM70 24V23H69ZM95 24H96V22H95ZM103 24V23H102ZM104 24H103V26H104ZM125 24V23H124ZM127 24V23H126ZM149 24V23H148ZM152 24V26L154 27V25ZM205 24H206V21H205ZM235 24H238L237 22L235 23ZM241 24H240V26H241ZM12 25V24H11ZM28 25H29V23H28ZM67 25V24H66ZM78 25V24H77ZM93 25V24H92ZM91 25V26H92ZM132 25V24H131ZM64 26V25H63ZM75 26V25H74ZM87 26H90V25H87ZM100 26V25H99ZM112 26V27H111ZM122 26V25H121ZM126 26H128V25H126ZM150 26V25H149ZM151 26V27H152ZM156 27H157V24L155 25ZM206 26V25H205ZM2 27V26H1ZM14 27V28H15ZM30 27V26H29ZM62 27V26H61ZM83 27V26H82ZM94 27V26H93ZM152 27V28H153ZM166 27V26H165ZM3 28V27H2ZM1 28V29H2ZM150 28V27H149ZM177 28V27H176ZM207 28V29H208ZM230 28V29H229ZM11 29V28H10ZM71 29H73V28H71ZM85 29H87V28H85ZM94 29V28H93ZM98 29V28H97ZM102 29V30H103ZM122 29V28H121ZM151 29V28H150ZM155 29V28H154ZM153 29V30H154ZM3 30V29H2ZM62 30H63V28H62ZM117 30H120V27H119V29H117ZM149 30V31H148ZM3 31H5V30H3ZM3 31H1V32H3ZM68 31V30H67ZM71 31V30H70ZM73 31V30H72ZM96 31H98V30H96ZM116 31V30H115ZM129 31V30H128ZM241 31V30H240ZM243 31V30H242ZM7 32V31H6ZM3 33L2 35L4 36L3 38H9V36H11V35H9L8 36V32L7 33ZM62 32V31H61ZM85 32H86V30H85ZM84 32V33H85ZM103 33H104V31H102ZM101 32V33H102ZM106 32V33H107ZM123 32V31H122ZM121 32V33H122ZM160 33H162L161 31H159ZM196 32V31H195ZM200 32V31H199ZM14 33V32H13ZM112 33L114 34V32L112 31ZM130 33V32H129ZM180 33V34H181ZM197 33V32H196ZM7 34V35H6ZM9 34H12L11 32L9 33ZM63 34V33H62ZM110 34V33H109ZM120 34V33H119ZM131 34V33H130ZM163 34V33H162ZM61 35V34H60ZM64 35H66V34H64ZM98 35V34H97ZM104 35V34H103ZM125 35V34H124ZM157 35H158V40L157 41H159V38H161L163 35H159V33H157ZM200 35V34H199ZM109 36V35H108ZM121 36V35H120ZM134 36V35H133ZM202 36V35H201ZM201 36H199L200 38H201ZM204 36V35H203ZM202 36V37H203ZM103 37V36H102ZM117 37V36H116ZM115 37V38H116ZM128 37V36H127ZM206 37L207 36H204V38H205V41L206 40H209V36L207 37L208 39H206ZM0 38L1 39H3L2 37H1V35H0ZM64 38V41H65V37H63ZM86 38V37H85ZM163 38V37H162ZM218 38H221L222 40L223 39H229V42L228 41H224V42H227L226 44L227 45H229L228 47H226V48H224L223 46L224 45H222V47H221V49H220V44H219V49L216 47V41L218 42ZM4 39V40H5ZM12 39V38H11ZM45 39H46V37H45ZM91 39H93V38H91ZM156 39H157V36H156ZM165 39V38H164ZM167 39V38H166ZM199 39V38H198ZM221 39H219V40H221ZM248 39V40H247ZM252 39V40H251ZM14 40V39H13ZM12 40V41H13ZM30 40V39H29ZM43 40V39H42ZM199 40H201V42L202 43H205V42H203L202 41V38L201 39H199ZM204 40V39H203ZM246 41L247 43L245 44V43H243V45L242 46H240L242 43H240V45H239V42H241V41ZM1 41V40H0ZM8 41V40H7ZM63 41V42H64ZM160 41H162V40H160ZM158 42V43H161V42ZM263 41H264V39H263ZM3 42V41H2ZM6 42V41H5ZM31 42V41H30ZM66 42H68V41H66ZM66 42H64L66 45H67V43ZM120 42V41H119ZM118 42V43H119ZM164 42H165V40H164ZM164 42H162V43H164ZM221 41H219V43H220ZM223 42V41H222ZM4 43V42H3ZM8 43V42H7ZM47 43H48V41H47ZM61 43V42H60ZM64 43H63V45H64ZM88 43V42H87ZM122 43H123V41H122ZM161 43V44H162ZM171 43H170V45H171ZM27 44V43H26ZM40 44V43H39ZM74 44V43H73ZM120 44V43H119ZM221 44H223V43H221ZM1 45V44H0ZM65 45V46H66ZM101 45V44H100ZM117 45V46H116ZM116 47L118 48H120V47H122V46H119L117 43H116ZM121 45V44H120ZM123 45V44H122ZM128 45V44H127ZM142 47V45H144V47H145V52L146 53H144L145 54V57H142L143 56V54L140 56V53L139 52H137L136 51V49H138L140 46ZM205 46H206V44H204ZM203 45V46H204ZM2 46V45H1ZM7 46H9V45H7ZM28 46V45H27ZM90 46V45H89ZM217 46H218V44H217ZM3 47H4V44H3ZM85 47V46H84ZM93 47V46H92ZM241 47H244V49H242L241 50ZM62 48V47H61ZM90 48V47H89ZM116 48V49H117ZM156 48V49H155ZM83 49V48H82ZM85 49V48H84ZM112 50V54L111 53H109L110 54V56H108V51L109 50ZM128 49V50H127ZM223 49V50H222ZM264 49V48H263ZM5 50V49H4ZM90 50V49H89ZM100 49H98V51H99ZM118 50V49H117ZM156 50H158V51H160V52H157ZM176 50V49H175ZM3 51V50H2ZM15 51V50H14ZM17 51H16V54H18L17 53ZM86 51V50H85ZM223 51H227V53H228V55L230 54V55H232L231 57L230 56H228L227 54L225 55V53H222ZM256 52V51H255ZM2 53V52H1ZM8 53V52H7ZM14 53V52H13ZM96 53V52H95ZM182 53V54H183ZM257 53V52H256ZM256 53H255V55H256ZM82 54V53H81ZM85 54H88V53H86L85 52ZM191 54H193V55H195V56H199L200 58L202 57V59H200V62H201V60H202V64H201V67H203V68H205L207 71L206 72H208L209 73V80H208V82L210 81V82H214V83H217V85L218 84H221V85H223L222 86V89H223V87H225V91H226V93H223L222 94V97L221 96H217L218 95V92H220V91H218L217 92V90L218 89H216V88H220V87H218L217 85V87H215V86H212L211 88H208V86H206V85H203V86H206V88L208 89L207 91H205L204 93H206L205 95H204V98H199V96H200V94H199V92L202 90V88H201V85H200V83H202V81L199 83V85H198V81H199V77H198V75L196 74V73H198V72H196L195 73V71H193L192 70V66L194 65L193 63H189V61H188V56L189 55H191ZM89 55V54H88ZM112 56L113 57V59H114V57L116 56ZM192 55V56H193ZM87 56V55H86ZM243 56V55H242ZM258 56V55H257ZM2 57V56H1ZM68 57V56H67ZM88 57V56H87ZM190 57V56H189ZM194 57V56H193ZM260 57V56H259ZM82 58V57H81ZM111 58V57H110ZM132 58H134V60L132 59ZM240 58V57H239ZM20 59V58H19ZM112 59V58H111ZM238 59V58H237ZM16 60V59H15ZM27 60V59H26ZM25 60V58H24V60L23 61H25V62H27ZM76 60V59H75ZM102 60V61H101ZM109 60L110 59H108V62H109ZM135 60V61H136ZM145 60V61H146ZM23 61H21V63L23 62ZM41 61V60H40ZM69 61V60H68ZM101 61V62H100ZM134 61V62H135ZM137 61L135 62V63H137ZM143 61V60H142ZM159 61H161L160 63H161V65H160V63H157V62H159ZM235 61H237V60H235ZM235 61H233L234 63H235ZM106 62V61H105ZM104 62V63H105ZM119 62V63H118ZM262 62H264V61H262ZM24 63V62H23ZM43 63V62H42ZM67 63V62H66ZM99 63H101V65H103L102 67L99 65ZM172 63H176L177 65H178V67H179V69H180V71H179V75H180V79H179V77H178V83L180 84L179 86H177L178 85V83L177 82H175L174 83V81L172 80V76H174V73H172L173 75L171 76V69H169L168 70V68H170L171 67V65L170 64H172ZM233 63V64H234ZM3 64V63H2ZM110 64V63H109ZM162 64H164V65H162ZM190 64H191V66H190ZM199 65H200V63H198ZM232 64V63H231ZM24 65H25V63H24ZM108 65V64H107ZM106 65V66H107ZM111 65H113V64H111ZM170 65V66H169ZM174 65V64H173ZM262 65H263V63H262ZM80 66V65H79ZM108 66H110V65H108ZM231 66V65H230ZM264 66V65H263ZM19 67V66H18ZM73 67V66H72ZM104 67L106 68V69H104ZM157 67H159V68H157ZM200 67V66H199ZM227 67V66H226ZM228 67H229V65H228ZM103 68V69H102ZM112 68H113V66H112ZM128 68H129V66H128ZM158 70H157V69ZM230 68V67H229ZM236 68V67H235ZM256 68V67H255ZM3 69V68H2ZM114 69V68H113ZM112 69V70H113ZM131 69V68H130ZM148 69V70H147ZM178 69V68H177ZM234 69V68H233ZM38 70V69H37ZM90 70V69H89ZM144 70V71H145ZM195 70V69H194ZM197 70V69H196ZM220 70H222V72L220 71ZM238 70V69H237ZM22 71V70H21ZM123 71V70H122ZM168 71H170V72H168ZM177 71V70H176ZM197 71H199V70H197ZM203 71V70H202ZM233 71V70H232ZM14 72V71H13ZM129 72V71H128ZM143 72V71H142ZM234 72V71H233ZM52 73V72H51ZM133 73V72H132ZM263 73V72H262ZM1 74V73H0ZM17 74V73H16ZM131 74V73H130ZM200 74H201V72H200ZM230 74H231V71H230ZM248 74V73H247ZM13 75V74H12ZM32 75V74H31ZM145 75V76H146ZM156 75H158V79H157V81H159V83H157L156 82V80H155V76ZM259 75V74H258ZM23 76V75H22ZM134 76V75H133ZM208 76V75H207ZM234 76V75H233ZM110 77V76H109ZM118 77V76H117ZM201 77V76H200ZM240 77V76H239ZM113 78V77H112ZM202 78H204V77H202ZM206 78V77H205ZM204 78V80L206 81V79ZM253 78V77H252ZM38 79V78H37ZM130 79V78H129ZM36 80V79H35ZM254 80V79H253ZM261 80V79H260ZM30 81H32V80H30ZM133 81V80H132ZM154 81H155V83H156V85H155V83H154ZM248 81V80H247ZM94 82H95V79H94ZM119 82V81H118ZM135 82V81H134ZM160 82H162L161 84H160ZM204 82V81H203ZM207 82V83H208ZM244 82H246V81H244ZM23 83V82H22ZM34 83V82H33ZM37 83V82H36ZM50 83V82H49ZM76 83V82H75ZM84 83V82H83ZM176 83H177V85H176ZM249 83H251V82H249ZM253 83V82H252ZM251 83V84H252ZM88 84V83H87ZM159 84V86L161 85V87H162V84H163V89L162 88H159V87H157V85ZM211 84H213V83H210L209 84V86L211 85ZM20 85V84H19ZM28 85H29V83H28ZM47 85V84H46ZM171 85H173V86H177L178 88V94H177V99H178V102H177V104H173L172 105V103L174 102H171V105L169 104L170 103V101L171 100H169V96H168V93H166V91L168 90H166V89H164V87H168L169 88V86H171ZM214 85V84H213ZM264 85V84H263ZM81 86V85H80ZM93 86V85H92ZM119 86V85H118ZM123 86V85H122ZM4 87V86H3ZM84 87V86H83ZM130 87V86H129ZM55 88V87H54ZM175 88V87H174ZM10 89V88H9ZM102 89V88H101ZM144 89V88H143ZM204 89V88H203ZM221 89V88H220ZM54 90V89H53ZM57 90V89H56ZM60 90V89H59ZM85 90H86V88H85ZM122 90V89H121ZM166 90V91H165ZM224 90V89H223ZM264 90V89H263ZM25 91V90H24ZM30 91V90H29ZM55 93V92H54ZM85 93H87L88 94V92H86L85 91ZM84 93V95H86ZM132 93V92H131ZM203 93V94H204ZM83 94V93H82ZM137 94V93H136ZM141 94V93H140ZM219 94H221V93H219ZM240 94H239V98H240ZM248 95H245V96H248ZM251 95H249V96H251ZM80 96V95H79ZM78 96V97H79ZM233 96V97H234ZM237 96V95H236ZM252 96V97H253ZM258 96V97H259ZM231 97V96H230ZM256 97V96H255ZM110 98L112 99L113 98V101H115V103H114V105H113V103L111 104H109V103H106V102H104L103 101V103L101 104L102 105V109L101 110H99L98 111V114L101 116V115H106V116H110L108 119L109 120H107L106 121V116H104V120H105V123H106V125H107V123L108 124H113L112 126L113 127H115L116 128V126L117 127H120V126H123L124 127V124L126 123V120H129L130 121V118L129 117H131V116H128V111L126 112V111H124V112H122L123 110H121L123 107L122 106H120V110H121V112H120V110L118 111V108H119V105H123V103H120L119 101H117V104H119L118 106L117 105H115L116 104V100H120L121 98H119V94H115V95H112L111 94V96H110ZM247 98V97H246ZM51 99V98H50ZM99 100V99H98ZM100 100H103V99H100ZM108 100V99H107ZM132 100V99H131ZM91 101V100H90ZM111 101V100H110ZM125 101V100H124ZM130 101V100H129ZM58 102V101H57ZM119 102V103H118ZM242 102V101H241ZM247 102V101H246ZM87 103V102H86ZM95 103V102H94ZM93 103V104H94ZM175 103V102H174ZM237 103H240V100H238L237 101ZM55 105H57V104H55ZM125 105H127V104H125ZM136 105V104H135ZM145 105V104H144ZM58 106V105H57ZM88 106V105H87ZM227 106H231L230 108L228 107V108H226ZM242 105H240V107H241ZM55 107V106H54ZM101 107V106H100ZM128 107V106H127ZM223 107H225V108H223ZM52 108V107H51ZM57 108V107H56ZM88 108H90V107H88ZM125 108V107H124ZM109 109V110H108ZM126 109V108H125ZM235 109H236V107H235ZM240 109V108H239ZM54 110V109H53ZM57 110H58V108H57ZM110 111V110H112V111H110V112H108V111ZM224 110H226L225 112H224ZM242 110V113H243V109H241ZM52 111V110H51ZM112 112V113H111ZM127 113L126 115L124 114V113ZM130 112V111H129ZM232 112H227V113H232ZM45 113V112H44ZM51 113V112H50ZM58 113H59V111H58ZM88 113V112H87ZM108 113H110V115H108ZM246 113V112H245ZM97 114V113H96ZM170 114H172V115H170ZM255 114V113H254ZM52 115L53 114H51V117H52ZM59 115V114H58ZM57 115V116H58ZM99 115H96V116H99ZM243 115V114H242ZM245 115V114H244ZM247 115L248 114H246V117H247ZM18 116V115H17ZM21 116V115H20ZM54 116V115H53ZM63 116V115H62ZM85 116V115H84ZM99 116V117H100ZM258 116V115H257ZM256 116V117H257ZM15 117V116H14ZM45 117V116H44ZM103 116H101V118H102ZM190 117H192L193 119H194V123H196L195 125H193L192 123H190V122H188L187 121V119L189 118L190 120L192 119V118H190ZM249 117H250V115H249ZM1 118V117H0ZM37 118V117H36ZM52 118H54V117H52ZM136 118V117H135ZM139 118V117H138ZM248 118V117H247ZM259 118H261V117H259ZM55 119V118H54ZM137 119V118H136ZM9 120V119H8ZM16 120V119H15ZM87 120V119H86ZM100 120V119H99ZM131 120H132V118H131ZM134 120V119H133ZM139 120V119H138ZM189 120V121H190ZM264 120V119H263ZM53 121H55V120H51L50 119V121H49V123H47L46 121V123L47 124H45V126H44V131L46 132V139H43V140H46L45 141V147L42 149V152L40 153V156H39V158L38 159H34V160H32V162H31V164L29 165V167H30V171L29 172H26L25 171V173H23V172H17V170H16V167H14V165H11L10 163L8 164V161H6V162H4L3 164H2V166H1V169H0V217H2V218H4L3 216H7V214H9V213H11V211H12V209H10L9 210V208H13V207H15V205L14 204H12L11 206L12 207H9L10 206V204L12 203V202H16L17 203V201H20L21 199V201H23V202H25L24 204H25V206H23V208L25 207V210H26V212H32V211H36V209H34L33 207H37V209H39L38 207H39V205H44V204H48L47 206H49L50 207V211H49V213H51V214H53L52 215V217L54 218L55 216H60V213H57L58 211H56L55 209H56V199L57 198H59L60 196V199L62 198V196H68V198H69V200L72 198V196L73 195H71V197L68 195V193L70 194V191L71 192H74L75 191V189L73 188V186L74 185H72V188H71V185L69 186H67V185H65L64 183H63V180L61 179V177H62V174L64 173V170H62V168H58V167H56L55 169L54 168H52L53 170H54V173H56V174H54L53 175V170L50 172V167H48L47 165H46V161L48 160V159H46V158H50V157H48V152H49V142H50V138H51V136H52V134H54V122ZM83 121V120H82ZM109 121L111 122V123H109ZM134 121V122H135ZM192 121V120H191ZM196 121V122H195ZM15 122V121H14ZM20 122V121H19ZM85 122V121H84ZM56 123H57V121H56ZM124 123V124H123ZM13 124V123H12ZM123 124V125H122ZM174 125V127H172L173 125ZM264 124V123H263ZM15 125V124H14ZM57 125V124H56ZM118 125H120V126H118ZM34 126V125H33ZM84 126H85V124H84ZM109 126H111V125H109ZM70 127V126H69ZM123 127H121V128H123ZM14 128V127H13ZM15 128H17V127H15ZM14 128V130H15V133H16V135L19 133V131H17L16 129ZM71 128V127H70ZM106 128V127H105ZM174 128V129H173ZM5 129V128H4ZM13 130V129H12ZM41 130V129H40ZM59 130H61V129H59ZM76 130V129H75ZM95 130H96V128H95ZM112 130V129H111ZM119 130V131H118ZM120 130H122V129H118L117 128V132H120ZM9 131V130H8ZM24 131V130H23ZM128 131H130V130H128ZM11 132H13V131H11ZM70 132V131H69ZM84 132H85V130H84ZM100 132V131H99ZM124 132V131H123ZM126 132V131H125ZM125 132H124V135L122 136V132H120V133H118V134H120L121 135V137H120V135L118 136V137H120L119 138V143L121 142V141H125L126 143H127V140H128V137H125V136H127V135H125ZM189 132V135H191V134H193V132L194 133H196L197 135L199 134L200 135V138H202L203 139V141H202V139L200 140L201 142H203L202 143V145H201V148H200V146H199V149L200 150H204L205 151V156L203 155V158L205 157V158H207L206 157V153H208V155L210 154V157H209V160H203V161H201L200 162V157H198V160L199 161H195L193 158H192V156L191 155H189L190 153H189V147H191V145L190 146H188V148H186L187 149V153H189V154H187L186 153V149L184 150V146H185V143H186V141H187V139H189V138H185V135H187L186 133H188ZM192 132V133H191ZM127 133V132H126ZM191 133V134H190ZM227 134L226 136L224 135V134ZM14 134V133H13ZM41 134H42V132H41ZM56 134V133H55ZM69 134V133H68ZM117 134V135H118ZM130 134V133H129ZM195 134V135H196ZM39 135V134H38ZM117 135H116V137H117ZM229 135V136H230ZM252 135V136H253ZM260 135V136H261ZM18 136H19V134H18ZM17 136V137H18ZM30 136V135H29ZM188 136V135H187ZM238 136V135H237ZM257 135H255L254 137H256ZM259 136V135H258ZM259 136V138H261ZM15 137V136H14ZM20 137V136H19ZM130 137V136H129ZM134 137V136H133ZM189 137V136H188ZM23 138V137H22ZM39 138V137H38ZM135 138H133V139H135ZM237 138V137H236ZM239 138V137H238ZM257 138V137H256ZM263 138H264V136H263ZM28 139V138H27ZM26 139V140H27ZM132 139V138H131ZM137 139V140H138ZM162 139L164 140V141H162ZM198 139V138H197ZM258 139V138H257ZM33 140V139H32ZM40 140V139H39ZM116 140V139H115ZM136 140V141H137ZM224 140H226V142H227V146H225L224 144ZM240 140V139H239ZM14 141V140H13ZM30 141V140H29ZM64 141V140H63ZM168 141V143H169V141H172V143L174 142L175 143V141H176V143H175V150H176V152H177V157H173V156H171L172 154H170V157H173V159H170L169 157H167V153H165V151H163V149L161 148V147H163L166 143L165 142H167ZM124 142V143H125ZM130 142V141H129ZM164 142V143H163ZM191 142V141H190ZM200 142V143H201ZM27 143H29V142H27ZM72 143V142H71ZM116 143V142H115ZM121 143H123V142H121ZM120 143V144H121ZM123 143V144H124ZM187 143H189V140L187 141ZM224 143V144H223ZM254 143V145H255V142H253ZM259 143V145H260V142H258ZM257 143V144H258ZM98 144V143H97ZM132 145H133V143H131ZM171 144V143H170ZM229 144V145H228ZM235 144L236 145H238V146H235ZM25 145V144H24ZM33 145V144H32ZM66 145V144H65ZM168 145V144H167ZM172 145V144H171ZM197 145H199V143L197 144ZM197 145H195V147L197 146ZM225 146V148H224V146L223 147H221V146ZM252 145V144H251ZM258 145V146H259ZM70 146V145H69ZM79 146V145H78ZM87 146V145H86ZM85 146V147H86ZM120 146V145H119ZM187 146V145H186ZM258 146H253V147H257V149H260V146H259V148H258ZM7 147V146H6ZM24 147V146H23ZM26 147V146H25ZM51 147V146H50ZM166 147V146H165ZM174 147V146H173ZM198 147V146H197ZM244 147V146H243ZM252 147V148H253ZM11 148H13L12 147V145H11ZM11 148L9 149V150H11ZM164 148V147H163ZM168 147H166L165 149H167ZM83 149V148H82ZM128 149V148H127ZM146 149V150H147ZM171 150H173L172 149V147L170 148ZM170 149H168L167 151L169 152V150ZM5 150H6V148H5ZM4 150V151H5ZM78 150V149H77ZM146 150H145V152H146ZM171 150H170V152H171ZM174 150V151H175ZM194 150V149H193ZM254 150H256V149H254ZM7 151V150H6ZM58 151V150H57ZM63 151V150H62ZM190 151H191V149H190ZM204 151H202V152H204ZM259 152H264V149H260V150H258ZM22 152V151H21ZM74 152V151H73ZM136 152V153H135ZM194 152V154H195V151H193ZM192 151H191V153H193ZM7 153V152H6ZM68 153V152H67ZM88 153V152H87ZM143 154V156H142V154ZM254 153H256V151L254 152ZM2 154V153H1ZM16 154V153H15ZM89 154V153H88ZM193 154V155H194ZM199 155H200V151H199V153H198ZM225 154V155H224ZM258 154V153H257ZM257 154L255 155V157H253L254 156V154L251 156V158L253 157L254 159L255 158H257L258 156H260L261 157V154L259 155L258 154V156H257ZM264 154V153H263ZM25 155V154H24ZM28 155V154H27ZM36 155V154H35ZM86 155V154H85ZM118 155V154H117ZM127 155V156H128ZM150 155V154H149ZM151 155H150V157H151ZM65 156V155H64ZM126 156V155H125ZM198 156V155H197ZM196 156V157H197ZM2 157V156H1ZM109 157V156H108ZM6 158V157H5ZM33 158H34V156H33ZM33 158H31V159H33ZM129 158V157H128ZM259 158V157H258ZM1 159V158H0ZM57 159V158H56ZM83 159V158H82ZM107 159V158H106ZM127 159V158H126ZM149 159V158H148ZM147 159V160H148ZM153 159V158H152ZM152 159H149L150 161H152ZM196 159V158H195ZM252 160V161H255V160ZM100 160V159H99ZM257 161H258V159H256ZM262 160H263V158H262ZM4 161V160H3ZM13 161V160H12ZM21 161V160H20ZM97 161V160H96ZM125 161V160H124ZM28 162V161H27ZM49 162H51V161H49ZM48 162V163H49ZM60 162H62V161H60ZM251 162V161H250ZM260 162V160L258 161V163ZM1 163V162H0ZM18 163V162H17ZM47 163V164H48ZM55 163H56V161H55ZM55 163H52V165L53 164H55ZM70 163V162H69ZM135 163V162H134ZM254 163V162H253ZM256 163V162H255ZM254 163V164H255ZM258 163H257V167H258ZM263 163V162H262ZM50 164V163H49ZM121 164V163H120ZM133 164V163H132ZM137 164V165H138ZM146 164V163H145ZM251 164H252V162H251ZM261 164V163H260ZM259 164V165H260ZM21 165V164H20ZM44 165H46L47 166V168H46V170H48L50 173H52V175L54 176V177H56L55 179H54V177H51V178H53V179H51L50 178V174L48 175V173L49 172H47L46 171V173L44 172V170H45V166ZM67 165V164H66ZM76 165V164H75ZM122 165V164H121ZM171 165H173V167L171 166ZM253 165V164H252ZM251 165V167H254L253 169H255V166L253 165L252 166ZM256 165V164H255ZM26 166H28V165H26ZM50 166V165H49ZM54 166V165H53ZM58 166V165H57ZM69 166V165H68ZM18 167V166H17ZM20 167V166H19ZM55 167V166H54ZM97 167V166H96ZM130 167V166H129ZM191 167H193V168H198L197 170L199 171L200 170V172H199V174H201L200 176L202 177V175L204 176H206V174H207V176H208V178H209V175L213 172V171H221L220 172V174L218 173H216V172H213V175H214V173H216V177H218V175H222V176H226L225 177V179L227 180L228 178H227V176H230V177H235L234 178V180L235 181H233V178H230V179H232V180H228V182H227V184L225 185V181H223V183H224V188L222 187V185L223 184H221V187L223 188H221V190L219 189V188H213V186L211 185V183L209 182L210 181V179H208L209 181H207V182H209L210 184H208L207 183V185H211L212 186V188H213V190L212 191H210V187L208 188V186H207V188H208V191H210L211 192V194L209 193V195L212 197H210L211 199H212V202H210V200L208 201L209 202V204L211 203L212 204V207H211V210L209 211V208L208 209H206V208H204V205H203V208L204 209H206L208 212H210V214H208V215H205L204 213H203V209H201V207L199 206H197V207H195L196 206V202H199V200L201 199L199 196H197L196 194L200 191V192H202L201 191V189L200 190H198V189H196L195 187H196V185L194 184H191L192 182H193V176L197 173L195 170H193V171H195V173L193 172V171H191L190 170V168ZM257 167H256V171H257ZM260 167H262V166H260ZM21 168H23V167H20V169ZM58 168V169H57ZM69 168V167H68ZM107 168V167H106ZM189 168V169H188ZM26 169V168H25ZM27 169H29L28 167H27ZM70 169V168H69ZM68 169V171L70 172V170ZM75 169V168H74ZM116 169V172H117V168H115ZM115 169H113V170H115ZM242 169H244V170H242ZM252 169V170H253ZM260 169V168H259ZM262 169V171H263V168H261ZM24 170V169H23ZM86 169H84V171H85ZM127 170V169H126ZM134 170V169H133ZM138 170H140V169H138ZM138 170H136V171H138ZM141 170H142V168H141ZM251 170V171H252ZM28 171V170H27ZM118 171H120V169L118 170ZM123 171V170H122ZM76 172V171H75ZM113 172V171H112ZM115 172V171H114ZM115 172V173H116ZM124 172V171H123ZM91 173V174H90ZM118 173H120V172H117V174ZM144 173V172H143ZM224 173V174H223ZM264 173V172H263ZM69 174V173H68ZM68 174H66V175H68ZM117 174H110L111 176L108 178L107 177V179L106 180H109V179H111V180H113L114 181V179H116V177L119 179V174H118V176H117ZM209 174V175H208ZM226 174V175H225ZM64 175V174H63ZM72 175V174H71ZM80 175V174H79ZM95 175V174H94ZM148 175V176H147ZM86 176V175H85ZM105 176H106V174H105ZM123 177H124V175H122ZM133 176V175H132ZM159 176H162V178H163V180H162V178L160 177V179H159ZM199 176V175H198ZM210 176H212V175H210ZM101 177V176H100ZM103 177V176H102ZM123 177H122V179H123ZM196 177V176H195ZM215 177V175H214V179L216 178ZM219 177H221V176H219ZM51 179L50 181V185H51V188H50V191H52V193L51 192H49V193H51L49 196H41V192L39 191H37V192H33V193H31L30 195H27L26 194V192L28 191V190H31L32 189V183L34 182H38V180H41V179ZM104 179H105V177H103ZM121 178V177H120ZM207 178V177H206ZM205 177L203 178L204 180L206 179ZM252 178V177H251ZM45 179V180H46ZM64 179H66L65 177H64ZM118 179H116V181L114 182V184H116L117 185V180ZM203 179H201V180H203ZM213 179V178H212ZM224 179V178H223ZM238 178H237V180H239ZM36 180V181H35ZM111 180L109 181V182H111ZM126 180V179H125ZM128 180V179H127ZM160 180V181H159ZM198 180H200V178L198 179ZM198 180H196V179H194V182L196 183V182H198ZM246 180H248L247 178H246ZM44 181V180H43ZM47 181V180H46ZM71 181V180H70ZM216 181V180H215ZM217 181L219 182V180H218V178H217ZM221 181V180H220ZM255 181V182H256ZM41 181H39V183H40ZM64 182H65V180H64ZM108 182V181H107ZM123 182V181H122ZM122 182H120L119 181V183H122ZM131 182V181H130ZM131 182V183H132ZM213 182V181H212ZM237 182V181H236ZM244 182V181H243ZM118 183V185H120ZM126 183V182H125ZM190 183V184H189ZM200 183V182H199ZM199 183H197V184H199ZM203 183H206L205 181H203ZM202 183V184H203ZM215 183V182H214ZM217 183V182H216ZM222 183V182H221ZM238 183H241L242 184V182H238ZM247 183V185H241V193H246L247 194V192H249L250 191V188L252 187H255L254 185V182H253V186H249L248 185V181L246 182ZM251 183V182H250ZM249 183V184H250ZM69 184V183H68ZM145 184H146V186H145ZM149 186H148V185ZM245 184V183H244ZM36 185V184H35ZM40 185V184H39ZM38 185V186H39ZM49 185V186H50ZM105 185V184H104ZM109 185V184H108ZM111 185H112V182H111ZM123 185H125V184H123ZM123 185H120V186H122V188L124 187ZM204 185V184H203ZM203 185L201 186L200 185V187H203ZM206 185V184H205ZM204 185V186H205ZM240 185V184H239ZM238 184H237V186H239ZM44 186H45V183H44ZM77 186V185H76ZM115 186V187H114ZM120 186H119V188H120ZM197 186H199V185H197ZM216 185H214V187H215ZM219 186H220V182H219ZM29 187H31V189H28ZM108 187V186H107ZM114 187V188H113ZM125 187V188H126ZM234 187V188H235ZM37 188V187H36ZM49 188V187H48ZM83 188V187H82ZM81 188V189H82ZM106 188V187H105ZM198 188V187H197ZM211 188V189H212ZM37 189H40V188H37ZM52 189V190H51ZM73 191H72V190ZM103 189V188H102ZM216 189H218V190H216ZM254 189V188H253ZM253 189H251L252 191H254ZM260 189V188H259ZM262 189V188H261ZM260 189V190H261ZM43 190V189H42ZM112 190H113V192H112ZM115 190H120V189H115ZM125 190V189H124ZM129 190V191H130ZM137 190H136V192H137ZM146 190V189H145ZM145 190L144 191H142V193H145ZM172 190H174V192L172 193V192H170V191H172ZM195 190H196V192L197 193H195ZM198 190V191H197ZM238 190H239V188H238ZM264 190V189H263ZM45 191V190H44ZM47 191V190H46ZM206 191V190H205ZM240 191V190H239ZM238 191V192H239ZM251 191V192H252ZM31 192V191H30ZM44 193V192H43ZM42 193V194H43ZM193 193H195V195H193ZM205 193H207V192H205ZM250 193V192H249ZM47 194H48V192H47ZM73 194V193H72ZM141 194V193H140ZM202 194H203V192H202ZM202 194H200V195H202ZM236 194H238V193H236ZM235 194V195H236ZM43 195H45V194H43ZM142 195V194H141ZM198 195H199V193H198ZM232 195V196H233ZM234 195V196H235ZM245 195V194H244ZM64 196V197H65ZM75 196V195H74ZM138 196V199L136 198V197ZM239 196H241V195H238V196H236V197H239ZM243 196V195H242ZM241 196V197H242ZM247 196L249 197V199L250 200H248V198H247ZM259 196V195H258ZM77 197L78 196H76V199H77ZM83 197H84V195H83ZM230 194H229V199H230ZM236 197H234V198H236ZM241 197H239L240 198V200H243L244 198V196L241 198ZM264 197V196H263ZM67 198V197H66ZM79 198V197H78ZM88 198H84V199H88ZM104 198V199H103ZM107 198H106V201L108 202V200H107ZM113 198H109V199H113ZM222 198H224L226 201L224 202V201H222ZM234 198L232 197L231 199H233L234 200ZM252 198V197H251ZM262 198V197H261ZM23 199H25V200H23ZM75 199V198H74ZM75 199V200H76ZM83 199V200H84ZM102 199V202L100 201ZM171 199H172V201H171ZM173 199H177L176 200V202H177V207L179 208V206H178V203H179V205H182V209L184 210H182L183 211V213H180V209H177L176 208V210H175V206L176 205H172V203L174 202L173 201ZM223 199V200H224ZM72 200V199H71ZM70 200V201H71ZM82 200V199H81ZM89 200V199H88ZM114 200V199H113ZM204 200H205V198H204ZM238 200V199H237ZM240 200H238V204L236 203L237 201H236V199H235V203L237 204V206L238 205H240L239 204V201ZM246 200H248V201H246ZM264 200V199H263ZM57 201H59V200H57ZM62 201V200H61ZM73 201V202H72ZM69 204H67V206L66 205H64V206H66L65 207V209L63 210V212H62V214L64 215V217H65V215H66V217L68 216V215H71V216H73V215H75L76 216V214H78L79 215V212L81 213V211H83L82 209H80L81 207L84 209V207H86V206H84L83 207V203H81L82 205L80 206V205H77V203H78V201L76 202V201H74V200H72ZM85 201V200H84ZM90 201V200H89ZM112 201V200H111ZM256 201H257V199H256ZM14 202V203H15ZM23 202H21L22 204H23ZM56 202V203H55ZM75 202V203H74ZM81 202V201H80ZM79 202V203H80ZM116 202V201H115ZM119 202V203H120ZM172 202V203H171ZM204 202V201H203ZM207 202V203H208ZM228 202H232V200L231 201H229L228 200ZM263 203H264V201H262ZM78 203V204H79ZM114 203V202H113ZM112 203V204H113ZM118 203V202H117ZM196 203V204H195ZM202 203V202H201ZM201 203H200V205H201ZM233 203H234V201H233ZM232 203V204H233ZM235 203L233 204V206L235 205ZM21 204V205H22ZM23 204V205H24ZM62 204V203H61ZM86 204H87V202H86ZM94 204V203H93ZM105 205L104 206H106V203H104ZM174 204V203H173ZM195 204V205H194ZM205 204V203H204ZM208 204V205H209ZM226 204V203H225ZM14 205V206H13ZM87 205H89V204H87ZM114 205H116V204H114ZM120 205V204H119ZM118 205V206H119ZM126 205H127V203H126ZM129 205H128V207H129ZM147 205V204H146ZM207 205V204H206ZM207 205V206H208ZM227 205H229L230 206V204H228L227 203ZM46 206V205H45ZM46 206V207H47ZM78 206L80 207V208H78ZM90 206V205H89ZM137 206V207H136ZM206 206V207H207ZM209 206H211V205H209ZM232 206V205H231ZM44 207V206H43ZM48 207V208H49ZM91 208L93 207L92 205L90 206ZM89 207V208H90ZM114 207V206H113ZM129 207V208H130ZM143 207V208H144ZM148 207H145L144 209H146V208H148ZM88 208V207H87ZM107 208V207H106ZM126 208V207H125ZM134 208V207H133ZM15 209V208H14ZM14 209H13V211H14ZM22 209V208H21ZM62 209H63V207H62ZM102 209H104V208H102ZM109 209H111V208H109ZM132 209V208H131ZM138 209V208H137ZM137 209H135V210H137ZM148 209V210H149ZM234 209V208H233ZM243 209V208H242ZM40 210V209H39ZM49 210V209H48ZM59 210V209H58ZM87 210V209H86ZM101 210V209H100ZM106 210V209H105ZM105 210H103L104 212H105ZM113 211H114V209H112ZM117 210V209H116ZM116 210H115V212H116ZM148 210H147V212H148ZM178 210V211H177ZM206 210H205V212H206ZM12 211V212H13ZM60 211V210H59ZM62 211V210H61ZM96 211H98V210H96ZM138 212H141L140 210H137ZM181 211V212H182ZM42 212V211H41ZM89 212V211H88ZM115 212H112V213H106L105 212V214H101L100 213V215H99V219L97 218V220H86L85 222L87 223H85V225L88 227H93V228H91V231H92V229H97L98 230V228H101V227H104L103 229H105V227L107 226H109L108 228H110V225L112 226L113 224H112V222L113 221H115V220H120V222H124L126 219H124V218H126L125 216H121V214L120 213H115ZM119 212V211H118ZM121 212V211H120ZM125 212V211H124ZM143 212H145V211H143ZM142 212V213H143ZM147 212H145L146 214H147ZM149 212H148V214H149ZM40 213V212H39ZM83 213V212H82ZM122 213V212H121ZM130 213V212H129ZM28 214V213H27ZM44 214V213H43ZM61 214V216H63ZM89 214V213H88ZM124 214V213H123ZM146 214H142V216H146ZM151 214V215H152ZM47 215V214H46ZM138 215V216H137ZM141 215V214H140ZM139 215V213L138 214H136V216L137 217H139L140 216ZM150 215V214H149ZM260 215V216H261ZM5 216V217H6ZM50 216V215H49ZM60 216V217H61ZM91 216V215H90ZM156 216H158V218L156 217ZM31 217V216H30ZM48 217V216H47ZM63 217V218H64ZM65 217V218H66ZM70 217V216H69ZM74 217V216H73ZM77 217V216H76ZM83 217V216H82ZM98 217V216H97ZM131 217V216H130ZM146 217H148V216H146ZM145 217V218H146ZM236 217V216H235ZM236 217V218H237ZM24 218V217H23ZM56 218V217H55ZM55 218H54V220H53V222L55 221ZM58 218V217H57ZM75 218V217H74ZM78 218V217H77ZM87 218V217H86ZM112 218H113V221H112ZM128 215H127V220H128ZM133 218H134V215H133ZM140 218V217H139ZM142 218V217H141ZM161 218V217H160ZM258 218V217H257ZM257 218H254V219H257ZM260 218V217H259ZM49 219V218H48ZM52 219V218H51ZM50 219V220H51ZM66 219H68V218H66ZM84 219V218H83ZM89 219V218H88ZM136 217H135V222H136ZM148 219H151V218H146V220H148ZM153 219V220H154ZM162 219V218H161ZM235 219V218H234ZM4 220V219H3ZM10 220V219H9ZM20 220V219H19ZM22 220V219H21ZM27 220V219H26ZM45 219H43L42 218V216L40 215V214H38V212H37V214L35 215V218L34 219H32L31 221L33 222V224H35V226L37 225V227H46V226H48V225H51V223L49 224V220H48V222H46V221H44ZM57 220V219H56ZM69 220V219H68ZM82 220V219H81ZM127 220H126V225H127ZM131 220V219H130ZM129 220V221H130ZM140 219H137V221H139ZM145 220V221H146ZM163 220V219H162ZM258 220V219H257ZM24 221V220H23ZM59 221V220H58ZM84 221V220H83ZM141 221H142V219H141ZM144 221V222H145ZM159 221V220H158ZM254 220H252V222H251V224L252 225H255L256 224V222L257 221H255V222H253ZM1 222V221H0ZM4 222V221H3ZM19 222H21V221H18V222H16V220H15V222H13L12 220L11 221H8V222H4L3 224H1L0 223V230L2 231L1 233H5V235H13V234H15L16 233V230H15V228H16V226L18 225V223ZM29 222H30V220H29ZM51 222V221H50ZM56 222V221H55ZM60 222V221H59ZM82 222V221H81ZM132 222H133V220L131 221V222H129L128 223V225L131 223L132 224ZM207 222V223H208ZM31 223V222H30ZM118 223V222H117ZM140 222H138L137 224H139ZM166 223V224H165ZM192 223H194L193 225H191ZM254 223V224H253ZM25 224V223H24ZM84 224V223H83ZM124 224V225H125ZM143 224V223H142ZM141 224V226L143 227V225ZM145 225L144 226H146V224L147 223H144ZM62 225V224H61ZM119 225V224H118ZM124 225H122V226H124ZM157 225V224H156ZM236 225H237V228L239 227L241 230H240V233L237 231V230H239V229H236ZM239 225V226H238ZM191 226H193V228H195V229H193V231H191L192 229H191ZM241 226V227H240ZM248 226H250V224L249 225H247V228H249ZM256 227H257V225H255ZM255 226L254 227H252V229L254 230V228H255ZM259 226V225H258ZM21 227V226H20ZM29 227V226H28ZM33 227V226H32ZM80 227V226H79ZM118 227H120V226H118ZM132 227V226H131ZM134 227H135V225H134ZM198 227V226H197ZM33 228H35V227H33ZM52 228V227H51ZM57 228V227H56ZM55 228V229H56ZM65 228V227H64ZM112 228L113 227H111V230H112ZM116 228V227H115ZM124 228V227H123ZM126 229H127V227H125ZM128 228H130V227H128ZM136 228V227H135ZM245 228V227H244ZM243 228V229H244ZM53 229V228H52ZM58 229V228H57ZM85 229H86V227H85ZM132 229V228H131ZM137 228H136V230H138ZM144 229H145V227H144ZM246 229V228H245ZM250 229V228H249ZM260 229V228H259ZM28 230V229H27ZM38 230V229H37ZM40 230H42V229H40ZM50 230V229H49ZM96 230V231H97ZM109 230V229H108ZM111 230H109V232L111 231ZM117 230V229H116ZM119 230V229H118ZM120 230H121V228H120ZM128 230H130V229H128ZM135 229H133V231H134ZM201 230V229H200ZM31 231V230H30ZM58 231V230H57ZM63 231V230H62ZM82 231V230H81ZM95 231V230H94ZM193 232V233H191V232ZM249 231V230H248ZM255 231V230H254ZM253 231V232H254ZM36 232H39V231H36ZM59 232H60V230H59ZM64 232V231H63ZM71 232V231H70ZM74 232V231H73ZM79 232H80V230H79ZM99 232V231H98ZM109 232H107V233H109ZM112 232H114V231H112ZM111 232V233H112ZM120 232V231H119ZM121 232H123V231H121ZM128 232V231H127ZM132 232V231H131ZM261 232V231H260ZM260 232L258 233L259 235H258V237H260ZM33 233V232H32ZM56 234H58L57 232H55ZM82 233V232H81ZM116 233V231L114 232V234ZM244 233H245V231H244ZM248 233H251V231L250 232H248ZM257 233V232H256ZM62 234H64V233H62ZM65 234H67V233H65ZM110 234V233H109ZM129 234H130V232H129ZM135 234L137 235V233L135 232ZM246 234V233H245ZM263 234H264V232H263ZM16 235V234H15ZM42 235V234H41ZM53 235H55V234H53ZM99 234H97V236H98ZM102 235V234H101ZM106 235V234H105ZM112 235H113V233H112ZM116 235H117V233H116ZM128 235V234H127ZM191 235V237H192V240H193V236ZM197 235V234H196ZM199 235V234H198ZM243 236H244V234H242ZM249 234H247V236H248ZM251 235H253V234H251ZM66 236V235H65ZM68 236V235H67ZM109 236V235H108ZM132 236V235H131ZM5 237V236H4ZM11 237V236H10ZM79 238H80V236H78ZM117 237V236H116ZM121 237V236H120ZM190 237V238H191ZM251 238H252V241H253V237L252 236H250ZM254 237H255V235H254ZM13 238V237H12ZM45 238H47V237H45ZM49 238V237H48ZM44 239V242L45 243H49V245H51L50 244V242H54V243H56V242H62V241H65L64 240V236L63 235H61V236H54V237H50L49 239ZM72 238V237H71ZM98 238V237H97ZM106 238V237H105ZM114 238H115V236H114ZM123 238H125V237H123ZM187 238L189 239V237H186V240H187ZM247 238V241H250V242H252L250 239H249V237H246ZM262 240H263V242H264V235H262ZM18 239V238H17ZM74 239V238H73ZM128 239H129V237H128ZM185 239V238H184ZM198 239V240H197ZM243 239V238H242ZM249 239V240H248ZM22 240V239H21ZM20 240V241H21ZM80 240V239H79ZM96 240H98V239H96ZM119 240V239H118ZM117 240V241H118ZM185 240V241H186ZM5 241H7L6 239H5ZM69 241V240H68ZM71 241V240H70ZM86 241V242H85ZM95 241V242H94ZM121 241V240H120ZM130 241V240H129ZM129 241H128V243H129ZM189 241H190V239H189ZM189 241H187V243H190ZM257 241H258V239H257ZM4 242V241H3ZM19 242V241H18ZM72 242V241H71ZM76 242V241H75ZM115 242V241H114ZM136 242H133V243H136ZM183 243H184V240L182 241ZM181 242V243H182ZM259 242V241H258ZM257 242V243H258ZM79 243H81V242H79ZM101 243V241L99 242V244ZM121 243V242H120ZM187 243H185L186 245H187ZM232 245H231V244ZM249 243V242H248ZM262 243V242H261ZM16 244V243H15ZM41 244V243H40ZM58 244V243H57ZM63 244V243H62ZM83 244V243H82ZM114 244H116V242L114 243ZM130 244V243H129ZM253 244V243H252ZM45 245V244H44ZM81 245V244H80ZM80 245H78V246H80ZM108 245V244H107ZM134 245V244H133ZM136 245V244H135ZM186 245H182V247L183 246H186ZM191 245V244H190ZM191 245V246H192ZM231 245V246H230ZM263 246H264V244H262ZM9 246V245H8ZM8 246H6V247H8ZM22 246V245H21ZM129 246V245H128ZM249 246V245H248ZM250 249L252 248V245L250 244ZM254 246V245H253ZM262 246V247H263ZM14 247V246H13ZM19 247V246H18ZM46 247V246H45ZM81 247V246H80ZM84 247V246H83ZM98 247V246H97ZM96 247V248H97ZM101 247V246H100ZM105 247V246H104ZM114 247V246H113ZM120 247V246H119ZM181 247V246H180ZM257 247V246H256ZM258 247H259V245H258ZM258 247L256 248L257 250H259V249H261L260 247H259V249H258ZM4 248V245L1 247L0 246V258H1V260H5L4 258H6V256H7V250L9 251V248H10V246H9V248L6 250L5 248ZM15 248V247H14ZM109 248H111V247H109ZM170 248V247H169ZM176 248V247H175ZM185 248H187V249H185L186 251H188L189 249H188V247H185ZM254 248V247H253ZM33 249V248H32ZM36 249H38L37 247H36ZM40 249H41V247H40ZM40 249H38L37 251H36V253H35V255H44V251H42V250H40ZM121 248H119V250H120ZM156 249H158V248H156ZM12 250V249H11ZM10 250V251H11ZM14 251H15V249H13ZM22 250H24V249H22ZM44 250V249H43ZM66 250V249H65ZM122 250V249H121ZM125 250L124 251H122V252H125ZM153 250V251H152ZM162 250H160L161 251V253H162ZM170 250V249H169ZM178 250V249H177ZM180 250V249H179ZM184 249H183V251H181V252H184L185 251ZM252 250V249H251ZM257 250H255V251H257ZM262 250H264L263 248H262ZM261 250V251H262ZM26 251V250H25ZM54 251V250H53ZM103 251V252H102ZM157 251V250H156ZM155 251V252H156ZM260 251V255H263L264 254V252L262 251L261 252ZM22 252V251H21ZM31 252V251H30ZM149 252L151 253V254H149ZM175 252H177V251H175ZM180 252V253H181ZM259 251H257V253L256 254H258L259 255V253H258ZM13 253V252H12ZM24 253H27V251L26 252H24ZM157 253V252H156ZM261 253H263V254H261ZM15 254V253H14ZM21 254V253H20ZM46 254V253H45ZM149 254V255H148ZM164 254V253H163ZM167 254V253H166ZM253 254H255V253H253ZM252 254V255H253ZM30 255V254H29ZM69 255V254H68ZM120 255L122 256V258L120 257ZM128 255V256H127ZM180 255V254H179ZM45 256V255H44ZM51 256V255H50ZM173 256V255H172ZM186 255L184 254V253H182L181 255H180V257H177V259H176V257L175 256H173V257H175L174 258V260L175 261H172L170 264H182L181 262H185V261H181L184 257H185ZM193 256H196L197 258H195L196 259V261L194 260V261H192V257ZM256 256V255H255ZM25 257H27L28 258V255L27 256H25ZM32 257V256H31ZM34 257V256H33ZM161 257V256H160ZM168 257V256H167ZM263 257V256H262ZM12 258V257H11ZM20 258V257H19ZM18 258V259H19ZM23 258V255H22V257H21V259ZM39 258V257H38ZM42 258V257H41ZM44 258V257H43ZM119 258H121L122 260H120V261H118L119 260ZM150 258V257H149ZM194 258V257H193ZM26 259V258H25ZM24 259V260H25ZM33 259V258H32ZM48 259H49V257H48ZM52 259V260H53ZM152 258H150V260H151ZM154 259H156L155 258V256H154ZM172 259V258H171ZM185 259H188V258H185ZM198 259V260H197ZM264 259V258H263ZM23 260V262H25ZM31 260V259H30ZM38 260V259H37ZM54 260H53V262H51V259L50 260H46V261H48V262H45V260H42V261H44L45 263H48L49 264V261H50V264L51 263H54ZM157 260V259H156ZM179 260L181 261V262H179ZM16 261V260H15ZM18 261V260H17ZM20 261V260H19ZM19 261H18V263H19ZM41 261V262H42ZM170 261V260H169ZM188 261V260H187ZM2 262V261H1ZM0 262V263H1ZM21 262H22V260H21ZM39 263H40V261H38ZM43 262V263H44ZM150 262V261H149ZM154 262V261H153ZM153 262H150L149 264H152ZM174 262V263H173ZM189 262V261H188ZM187 262V264H189ZM10 263V262H9ZM33 262H31V264H32ZM55 263V264H56ZM22 264V263H21ZM24 264V263H23ZM34 264V263H33ZM35 264H37V263H35ZM154 264V263H153ZM159 264V263H158ZM161 264V263H160ZM169 264V263H168ZM262 264H264V262L262 263Z\"/></svg>",
    "mask_w": 264,
    "mask_h": 264
}]
</instances>
